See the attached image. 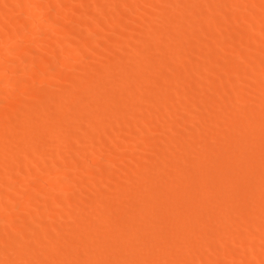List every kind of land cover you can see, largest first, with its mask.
<instances>
[{
    "label": "bare ground",
    "instance_id": "bare-ground-1",
    "mask_svg": "<svg viewBox=\"0 0 264 264\" xmlns=\"http://www.w3.org/2000/svg\"><path fill=\"white\" fill-rule=\"evenodd\" d=\"M6 1H8V0H6ZM16 1V0H15ZM26 1L27 0H25V3H26ZM48 1L49 0H46V3H48ZM70 2V1H72V0H56V4L55 3H51L50 5H53V4H55V8H57V7H60V6H66V4H67V2ZM80 1V0H79ZM91 2H92V0H90ZM102 1H104V0H102ZM102 1H101V3H102ZM113 2H112V4H110V5H112L111 7H113V9L112 10H115V12L113 11V13H112V11H111V21L113 22V21H115V22H118V21H120L121 20V17H123V15H122V13L120 12V10L118 9L117 10V6L115 5V3H117V1L116 0H112ZM160 1V3H162V7H164V5H163V0H127L126 1V4L124 3V0L123 1H121L125 6H126V8H129L130 10H131V8H134V11L131 13L132 15L130 16V20L128 19V21L129 22H127L125 25L123 24V27L121 26L122 24H121V22H120V27H121V29L123 28V31L125 30V32L127 33V32H130V33H132L131 32V30H133V29H135V28H137V26L139 27V28H141L142 27V25H141V21H143V20H147L146 22V24H147V28H148V30H146V31H148V34L147 35H149V36H147L146 37V40H143V38L145 39V37H143V34L141 33V31L140 30H138L137 32H135L134 31V33L135 34H137V38H140L141 40H143L144 41V44L142 43V46H140V44H136L135 45V47L133 48V50H132V55L130 56V57H128L127 59L126 58H124V64L120 67V66H117V67H119L118 69H117V71H116V73L118 72L119 74H121L122 76L124 75L125 76V74H127V72H129V74H130V72L132 71V72H134V74H135V72H136V70L138 71V70H140L141 71V69L142 68H144V72H143V74H141L139 77H134V78H137L136 79V86H137V88H139L138 89V96L136 95L135 96V98H138V99H135V100H133V97H130L131 99H129V98H127L128 96H126V97H123V99L124 98H127V99H129V100H122V105H121V101H120V99H119V97H118V99H117V101H116V98H115V101H116V105L114 104V103H112L111 102V105L113 104L116 108H114V110L112 111V109H111V107H108V108H110V110L112 111V114H111V116H113V119H115V117H116V122H112L110 125H109V127H105L102 123H104L103 121H102V123L100 122V125L98 124V126H99V128L98 127H96V126H94V125H90V126H88V125H86V124H88V122H86V120H85V117L87 116H90L91 117V115H88L90 112H86V110H83V115L79 118V119H77L76 117H77V115H75V120H76V122H78V121H80L81 120V118H82V120H84V122H86V124H85V126H83V124H81V125H79V122H78V125H75V124H77V123H74L73 122V118H70L69 120H72V122L73 123H70L71 125L72 124H74V125H70V127H73V128H75L74 126H76V128L79 130V133H78V131L76 130V132H77V134L74 136H72V134H73V132H72V134H71V130H70V127L69 126H67L68 124H69V122L67 121V119H68V117L66 118V116H67V112H68V108H69V105H70V107L72 108L75 104H74V98H75V95L74 94H71L70 95V92L68 91V96H66V101H65V103L62 105V107L59 109L58 108V112L56 113V115H58V116H60L59 118H62L61 120H64V119H66L65 121L66 122H68V124H66V125H62L61 127H60V129H58V130H55V129H50V130H46L45 129V133L46 134H43V135H40V134H38L37 132L39 131V130H37L36 132H35V135H36V133L38 134V138H36V136H35V139H36V141L38 142L39 141V139H41L42 141H44L47 137L49 138V139H53V140H57L56 142H53V140H52V142H49V141H47V142H49L50 143V145L47 143H45L46 144V150H47V148L49 147V151H47L46 153H45V155H44V160H43V163L42 164H39V165H37V164H34V163H32V161H31V163L29 164V165H27V166H22L23 168H25V170H24V172L23 171H21V173L23 172V173H27V174H29L28 175V177H27V182H24V181H26V180H24V181H15L14 179H15V175H17V173H18V171H20L19 169H18V166L16 165V166H14V164L12 165V163H11V166H10V168H11V170H10V175H8L7 177H8V179H7V177H6V182H8L7 184H8V187H5V191H6V189H7V192H5L2 188L0 189V240L2 241V243H0V264H15V259H18V258H20L21 260L23 259V264H35V261L37 260L38 262H39V264H46V263H41L40 262V260H39V257H40V255H42V253L44 254V253H46V254H48L49 255V257H50V255H51V259H52V257L53 256H56V257H58V259L57 260H54V257H53V260L54 261H52L50 264H68L69 263V261L71 260V258H73L72 256H76V255H74V254H72V251H70L69 253H68V251H67V249H66V251L64 250V248H65V245H66V237H67V235H68V237H69V226L72 224V220L73 221H75V223L73 224V226L75 227L76 225H78L79 223H80V221L82 220V219H80L81 218V216L82 215H79L78 213H77V210H79V209H82L83 207L81 206V204H79L78 202H77V198L78 197H76L80 192H82V193H84L85 191H86V189H85V191L83 192V191H81V189H82V186L86 183V184H88V183H90V185H93V184H95V186L97 187V191H98V194H100V195H102V198L100 199V200H98V201H96L95 203H93L91 206H89V208H86V209H88L87 211H89V210H91V213H92V216H90L89 217V215H88V217L89 218H84V220H82V222H81V226L79 225V227H81V228H77V229H80V238L79 239H77V240H80V241H78L79 242V244H78V242L75 240V238H76V236H75V238L74 237H72V239H74V241H76V244H78V246L79 245H81V246H83L84 248H85V252H84V254H82V255H84V257L83 258H81L82 259V261H83V263H82V261H81V263L82 264H100V262H99V255L101 254V253H103V252H105V254L107 253H110V252H114L113 254H117L120 258H121V260L119 261V262H117V260H119V259H115L114 257H113V259H114V263L113 264H145L146 262V264H149V263H153L152 261L153 260H150L151 259V257H153L154 259L157 257V259H159L160 261H161V257L163 258V256H162V254H163V251H165V250H167L166 248L168 247V246H170V247H168V249H169V255H167V251H165L164 253H166L165 254V256L164 257H166V255L167 256H169V260L168 259H166V260H168L169 261V263L168 264H190V262L189 261H191V259L193 258L192 257V252H194L195 253V251H192L191 252V250L194 248V246H193V244L194 243H192V239L194 240V235H193V238L191 239V235H189V233L190 234H192L191 232H192V230H190L191 232H189L188 230H186V229H188V228H186V229H184L183 230V228L184 227H186V226H191V223L194 221V218H195V220H196V217L199 215L200 216V214H197V213H199V210H200V208L202 207H200V205L201 204H199V206L198 205H195V204H197L198 202V200L196 201V203H195V201H192V199H190V198H192L193 196H191V197H187V196H190L188 193L192 190V186H193V184H196V182H197V180H196V182L195 183H193L192 185H190V182L188 183L187 182V184H189L188 186H187V188L189 187V190H190V188H191V190L190 191H188V195H185L184 193H180L181 191L182 192H185V190L184 189H182L183 188V186H179V187H181L179 190H178V192L175 190V188H173L176 192L175 193H177V194H179L178 196H180L181 194H184L183 196H181L179 199H181V200H177V198L178 197H176V201H173V200H175V199H173V197L176 195V194H174L173 195V197H172V194H173V189H172V186H173V183H174V180L175 179H177V177H178V175L177 174H175L171 169H175V167H181L182 165H184V167L185 168H187V170L186 171H188V172H190V169H192L193 171L195 170V165H199V164H202L203 162L205 163V162H207L208 161V156H212V155H208V153H205V152H201V149H198V148H196L198 145L200 146H208V144H211L212 143V141H213V134H214V132L215 131H217L218 132V128L220 129L221 127H222V125H221V119L223 118L224 119V117L225 116H228V112H230L231 110H234L235 112L236 111H239L240 112V115H242V117L243 116H245V114L247 113V111L248 110H246V107H245V102H243V100H241V99H239V100H236L237 98H235V101L232 103V104H228V102L226 101V106H223V105H225V104H223V105H220V108L221 109H216V107L214 106V108L215 109H213V106L211 107V104H212V102H211V96H208L210 99H208V98H205V99H203L202 101L204 102V103H202V101H201V99L199 100V103L201 102V105H196L197 107H196V109L194 108V107H192V109H194V110H191L192 112H194V113H192L190 110H189V108H187L186 107V109H188V111L189 112H191V113H185L184 114V112L183 113H181L180 111H179V109H182L181 111H184L183 109H184V107L185 106H187V104L188 103H192L193 101V99H195V96L198 94V92H200L201 90L204 92V90H206L207 91V89L211 86V83L213 84L210 88H211V90L213 91V93L211 94L212 96H213V94L215 95V96H217V97H215L214 96V98H213V100L215 99V101H217V99H218V96L219 95H216L217 93H219L220 94V97L221 98H223L222 97V94H224V95H226V94H229V92L228 91H230V92H235V91H237V92H240L241 93V91H244L246 88H249L250 86H249V84H247V83H245L244 81L243 82H241V81H232V79H230L229 80V78H225L224 76L223 77H221L222 75H226L228 72H229V74L230 73H233V71L234 70H236V71H238V73H240V69L243 67H241V65H240V61L243 63V59L247 62V64H248V62H250L251 63V65L250 64H248L250 67H252L253 66V69L252 68H250L249 70V72H251L252 73V76H254V77H259L258 78V80L255 78L253 81H256L257 82V86H256V89L260 92V93H262L263 95H264V55H262L263 53H264V40L261 38V34L264 32V17L263 16H261V17H258V19L257 18H255L256 16H259L260 14H258L259 12L257 11V9H256V7H258V9L259 10H261L259 7L261 6V7H264V0H260V1H253L252 2V4H251V2L249 3V7H248V9H247V6H248V4H247V6H246V8H242L243 7V4L245 5V3H248L249 1H247V2H244L242 5H240L242 2H241V0H240V3H239V1H237V0H204V3H203V5H201L200 7H197L195 10H192V15H195V16H197L198 17V15H200V17H201V15H203V14H206L207 16H208V22H207V24L204 26L203 24H201L200 22H198V23H193V25L191 26V28H189V29H191L192 30V32H193V34H191V36H190V34L189 35H187V33L185 32V31H182V34L181 35H179L178 33H177V36H176V31L174 32L172 29H174L175 30V28H172L173 26H172V22H171V20H169L168 22H167V19H170V18H172V16H167V17H170V18H166V21L164 22V24H165V28H160L159 29V26H160V24L157 22L158 20H155L154 18V21H153V19L151 18V17H149V15H150V12H148V13H146V7L148 6H154L155 4H157V6H160L161 7V4L160 3H158ZM167 1V0H166ZM185 2H186V0H184ZM184 1H183V3H184ZM202 2H203V0H201ZM1 2H3V0H1ZM9 2V1H8ZM17 2H20V1H17ZM28 2H31V3H33V5H34V7L32 6H30V5H32L31 3H30V5H29V7H31V8H34V9H32L33 10V12L31 13V15H32V19L29 21V22H31V23H29L28 24V22L26 23L25 21H22V22H25L26 24H27V27H24L22 24H19V25H21V32L19 33V32H16V26H15V24L14 25H11V26H15V27H13V34H14V36L16 37V39H18L19 41H21V40H28V38H29V40H31L32 39V41H34V38L33 37H31V35L32 36H37V34L41 31H43V30H40V29H42V28H40V27H37L36 26V22H37V20H38V18H41L42 17V15H44L43 14V10H44V7H46L47 5H45L44 4V2H43V0H41V1H37V0H33V2L32 1H27V3ZM169 2V1H168ZM188 2H189V0H188ZM50 3V2H49ZM48 3V4H49ZM71 3V2H70ZM69 3V4H70ZM87 4H88V2H86ZM97 2H95V4H96ZM98 3H99V1H98ZM107 3H109V2H107ZM120 3V2H119ZM170 3V2H169ZM168 3V4H169ZM183 3L181 4L180 3V0H173V4H175V6H176V4L179 6V4H181L180 5V7L183 5ZM200 3V2H199ZM221 3H225V4H223V5H225V6H227L226 7V9L224 10V15H223V13L221 12ZM5 4H7V3H5V2H3L2 3V5L1 6H3V5H5ZM9 4H10V2H9ZM13 3H11V5H12ZM81 4V3H80ZM186 4H188V3H186ZM14 5H16V7H18V9L20 8L19 6H21L22 4L21 3H19V5H17V4H14ZM26 5H28V4H26ZM92 5V4H91ZM91 5H89L90 7H91ZM100 5V4H99ZM119 5V4H118ZM185 5V4H184ZM197 6H198V4H196ZM221 5V6H220ZM239 5V6H238ZM252 5V6H251ZM68 6V5H67ZM73 6V5H72ZM75 6V5H74ZM74 6L72 7V8H74ZM87 6V5H86ZM92 6H94V4L92 5ZM98 6V5H97ZM104 6V5H103ZM103 6H99L97 9H96V16H95V19H94V22L93 23H91V24H86V23H84L81 27L79 26H77V27H75V28H77V33H79V34H86L88 37H89V39L87 40V41H85V43L84 42H82L84 45L82 46L81 45V43H80V45L82 46V48H79V50H71V51H69V48H68V50H65L64 49V47L62 48V49H64V52H62L61 50H60V48L58 49V51L61 53H63V56H62V59L60 60V65L62 66V67H66V66H70L71 65V63L73 62L74 64H75V62H76V60H78L79 61V59H83L84 58V55H86V53H85V49L87 50H89L90 48H91V46L93 47L94 46V44L96 45H99L98 44V42L97 43H94L95 42V40L92 42V37H93V39L95 38V36H97V37H99V35H101V37H105L106 36V33H107V31L109 30V29H107V27L109 28L110 26L109 25H107V23H105L107 26L105 27V26H103L102 25V23H101V21H103V20H101L102 18H106L107 20L110 18H107L105 15H106V11L107 10H105L104 8L105 7H103ZM120 6H122V5H120ZM173 5H171V7H172ZM240 6H242L241 7V9H242V11H244L245 13H247V14H245L244 12V14H242V11L240 10V8H238V7H240ZM8 7V6H7ZM48 7V6H47ZM88 7V6H87ZM107 7H109V6H107ZM110 7V8H111ZM147 7V8H148ZM155 7L156 6H154V8L153 9H155ZM161 7V8H162ZM170 7V6H169ZM177 7V6H176ZM3 8V7H2ZM5 8V7H4ZM4 8H3V10L0 12V27H3L4 26V20H7V19H11L12 18V15L11 14H9V11H4ZM25 8V7H24ZM27 8V7H26ZM52 8H53V6H52ZM93 8V7H92ZM110 8H108V11L110 12ZM124 8V7H123ZM150 8V7H149ZM148 8V9H149ZM158 8V7H157ZM184 8H186L185 6H184ZM240 10H238V9ZM250 8V9H249ZM1 9V8H0ZM17 9V8H16ZM20 9H22V8H20ZM19 9V10H20ZM46 9V8H45ZM60 9H61V7H60ZM64 9H65V7H64ZM85 9V8H84ZM87 9V8H86ZM164 9V8H163ZM173 9V8H172ZM172 9H170V10H172ZM235 9L236 10H238L239 12H241L240 13V15H242V18H241V20L242 19H245L244 21L247 23V21H248V23L247 24H245V22H242V21H240V17L241 16H238L239 15V13L238 12H236L235 11ZM264 9V8H263ZM12 10V9H11ZM18 10V11H19ZM26 10V9H25ZM31 9H29V11H30ZM31 10V11H32ZM66 10V9H65ZM74 10H75V13H76V11L77 10H80V7L77 9V8H75V9H73V12H74ZM88 10V9H87ZM92 10V9H91ZM121 10H122V8H121ZM124 10H125V8H124ZM151 10V9H150ZM155 10H158V9H155ZM183 10V9H182ZM232 12H231V11ZM245 10H247V11H245ZM14 11V10H13ZM55 11H57V9L55 10ZM67 11V10H66ZM80 11H82V10H80ZM107 11V12H108ZM126 11V10H125ZM127 11H129V10H127ZM144 11H145V13L146 14H148V15H146L145 13H144ZM248 11H250L249 13H248ZM45 12V11H44ZM62 12V11H61ZM79 12V11H78ZM86 12V11H85ZM84 12V13H85ZM93 12V11H92ZM153 12V11H152ZM157 12H160V11H157ZM156 12V13H157ZM162 12V11H161ZM160 12V13H161ZM166 12L167 13H169L168 12V10H166ZM179 12V11H178ZM188 12V11H187ZM237 13L236 14V18L235 19H233V20H236L237 21V19H239L238 21L240 22H238V24L239 25H241V26H239V25H237V29H239V27H240V29H239V35L241 36H239L240 37V39H238V40H240L239 41V44H238V46L240 47V48H236L237 50H240L241 51V49H243L244 51H246V50H249L250 48H252V49H255V51L253 50L252 52H256V50L259 52V51H261L260 52V55L259 56H255V54H250V55H247V56H243L241 59L242 60H240V59H238V57L236 58H231L230 56H229V58H227V56H226V53H227V55H229L231 52H229V54H228V51H226L225 52V49L226 50H228L229 48H227L228 46H227V40H228V38H226L227 36H226V33H228L227 31H229V32H231L230 31V29L228 30L227 28L225 29V27L224 26H226L227 24H228V21L229 20H227V19H231V18H233L234 16V14H232V13ZM257 12V13H256ZM263 12H264V10H263ZM17 13V12H16ZM19 13V12H18ZM25 14H26V12H24ZM57 14H59V8H58V11L56 12ZM69 13V12H68ZM94 13H95V11H94ZM125 13V12H124ZM129 13V12H128ZM164 13V15H167V13L165 14V11L163 12ZM172 13V12H171ZM180 13H182L181 11H180ZM179 13V15H182V14H180ZM186 13V12H185ZM229 13H231L232 14V16H231V18H229L230 17V14ZM262 13V12H261ZM21 14H23V13H21ZM21 14H19L20 16H21ZM66 14V13H65ZM87 14H88V12H87ZM154 14H155V12H154ZM256 14V16H254V15ZM27 15V14H26ZM54 15V14H53ZM62 16H63V14H61ZM71 15V14H70ZM102 15H104L103 17H102ZM148 17H146V16ZM170 15V14H169ZM176 15V14H175ZM175 15H174V17H175ZM178 14H177V16H179ZM187 14H185V16H186ZM222 15V16H221ZM48 16H50L48 19H52V20H50L49 22H50V24L51 25H53V22L55 21L57 24H59L57 21H56V19H55V15L54 16H52V14H48ZM62 16H60V17H62ZM68 16H69V14H68ZM85 16V15H84ZM94 16V15H93ZM159 16H161L162 17V15H159ZM176 16V17H177ZM58 17V16H57ZM89 17V16H88ZM125 17H127V15L125 16ZM156 17V16H155ZM166 17V16H165ZM172 18V19H174L173 21H175L176 19V17L175 18ZM182 17H184L183 15L181 16V18L180 19H182ZM196 17V18H197ZM204 17V16H203ZM253 17V18H252ZM21 18H23L24 19V16L22 15V17ZM43 18V17H42ZM62 18H64V19H66L65 18V16L64 17H62ZM91 18V17H90ZM89 18V19H90ZM164 18V17H163ZM162 18V19H163ZM187 18V17H186ZM185 18V19H186ZM205 18H206V16H205ZM256 19V20H258L257 22H256V24L254 23V22H252V20L253 19ZM261 18V20H259ZM262 18H263V20H262ZM26 19V18H25ZM53 19H55L54 21H53ZM58 19V18H57ZM64 19L63 20H60V21H64ZM68 19V18H67ZM66 19V20H67ZM87 19V18H86ZM105 19V20H106ZM201 19V18H200ZM27 20V19H26ZM88 20V19H87ZM123 20V19H122ZM165 20V19H164ZM233 20H230L229 22H233L234 23V21ZM12 21V20H11ZM18 21L19 22H17V21H14V19H13V21L12 22H17V23H20V20L18 19ZM39 21V20H38ZM53 21V22H52ZM69 21V20H68ZM124 21V20H123ZM145 21H143V23H145ZM160 21V20H159ZM161 21H163V20H161ZM178 21H179V17H178ZM178 21H176V23L178 22ZM181 21V20H180ZM184 20L182 19V21L181 22H183ZM188 21V20H187ZM186 21V22H187ZM235 21V22H236ZM6 22V21H5ZM10 21H7V23L8 24H10L9 23ZM52 22V23H51ZM54 22V23H55ZM66 22V21H65ZM64 22V23H65ZM86 22V21H85ZM91 22V21H90ZM104 22V21H103ZM125 22V21H124ZM227 22V23H226ZM242 22V23H241ZM38 23V22H37ZM55 23V24H56ZM109 23V22H108ZM130 23V24H129ZM172 23V24H171ZM237 23V22H236ZM252 23H254L255 25H254V27H253V25H251ZM3 24V25H2ZM12 24V23H11ZM24 24V23H23ZM25 24V25H26ZM39 24V23H38ZM128 24V25H127ZM140 24V25H139ZM159 24V25H158ZM226 24V25H225ZM2 25V26H1ZM50 25V26H51ZM117 25V24H116ZM127 25V26H126ZM144 25V24H143ZM181 26H182V24H180ZM184 25V24H183ZM186 25V24H185ZM208 25V26H207ZM24 28H27V30L26 31H23L24 29H23V27ZM65 26H67V25H65ZM64 26V27H65ZM69 26V25H68ZM141 26V27H140ZM250 28L251 27V30L254 32L253 34L252 33H250L249 31H248V27ZM52 27V26H51ZM53 27H54V25H53ZM52 27V28H53ZM145 27V26H144ZM144 27H142V28H144ZM162 27H164L163 25H162ZM185 27V26H184ZM183 27V28H184ZM187 28H185V29H188V26H186ZM14 28H15V30H14ZM40 28V29H39ZM52 28L51 29H49L50 31H49V36L52 38V34H51V32L54 30V28H53V30H52ZM65 28H67V27H65ZM125 28V29H124ZM182 28V27H181ZM180 28V30H182ZM229 28V27H228ZM252 28H254L255 29V31L252 29ZM64 29V28H63ZM73 29V28H72ZM129 29H130V31H129ZM176 29H178V28H176ZM52 30V31H51ZM66 30V29H65ZM68 30H70L69 28L67 29V32H68ZM117 30H119V29H117ZM142 30V29H141ZM145 30V29H144ZM250 30V31H251ZM5 31H7V29L5 30ZM19 31V30H18ZM23 31V32H22ZM56 31V30H55ZM54 31V33L53 34H55L56 32ZM123 31H122V34H123ZM140 31V32H139ZM187 31V30H186ZM236 31V30H235ZM234 31V32H235ZM44 32V31H43ZM48 31L46 30V32H45V34L47 33ZM57 32H59L58 30H57ZM110 32H112L111 30L109 31V33ZM181 32V31H180ZM190 32V31H189ZM237 32H238V30H237ZM5 33V32H4ZM30 33V34H29ZM63 33V32H62ZM115 33H116V31H115ZM121 33V32H120ZM57 34V33H56ZM56 34H55V36H56ZM64 34H66V32H64ZM69 34V33H68ZM119 34V33H118ZM129 34V33H128ZM145 34V33H144ZM233 34V32H231V35ZM48 34H46V36H47ZM63 35V34H62ZM92 35V36H91ZM113 35V34H112ZM228 35V37H229V33L227 34ZM231 35H230V37H231ZM264 35V34H263ZM48 36V37H49ZM54 36V35H53ZM55 36L53 37L54 38V40L53 41H56L55 40ZM114 36H120V34L119 35H114ZM208 36H212L213 38H214V41L216 40V41H218L217 43H216V45H212L213 47L210 49V51L208 50V51H206V48H205V38L207 39V37ZM233 36H234V34H233ZM7 37V36H6ZM6 37H4V38H6ZM50 37H49V39H50ZM58 37H59V35H58ZM64 37V36H63ZM96 37V38H97ZM124 37V36H123ZM129 37H130V35H129ZM52 38V39H53ZM57 38V37H56ZM119 37H117V39H118ZM122 38V37H121ZM209 38V37H208ZM233 38V37H232ZM232 38H230V39H232ZM9 39V38H8ZM48 39V38H47ZM60 39H62V38H60ZM98 39H100V37L98 38ZM116 39V40H117ZM134 39V38H133ZM226 39V43H223L224 42V40ZM63 40V39H62ZM120 40V39H119ZM125 40H126V37H125ZM212 40V39H211ZM263 40V41H262ZM4 43V39H3V36H0V43H2V42ZM6 41V40H5ZM59 40H57V42H58ZM96 41H97V39H96ZM118 41V40H117ZM177 41V42H176ZM213 41V40H212ZM49 42V41H48ZM115 42V41H114ZM122 42V41H121ZM126 42H129V40L127 39V41ZM241 42V43H240ZM178 43H179V45H178ZM214 43V42H213ZM212 43V44H213ZM235 43V42H234ZM60 44V43H59ZM109 44V43H108ZM129 44V43H128ZM208 44H210V42L208 43ZM230 44V43H229ZM233 44V43H232ZM237 44V43H236ZM51 45V44H50ZM58 45V44H57ZM94 46V47H99V46ZM113 45H114V43H113ZM130 45H132L131 43H130ZM61 46H63V45H60V47ZM104 46V45H103ZM121 46V45H120ZM124 46V45H123ZM128 46V45H127ZM233 46V45H232ZM237 46V47H238ZM246 46H248L247 47V49H246ZM59 47V46H58ZM101 47H102V45H101ZM114 47V46H113ZM210 47V46H209ZM244 47V48H243ZM250 47V48H249ZM52 48H54V46H52L51 47V49ZM128 48V47H127ZM130 48V47H129ZM147 48H148V53L150 54V57H146L145 58V56H144V52H146L147 51ZM249 48V49H248ZM15 49V48H14ZM49 49V48H48ZM51 49H49V50H51ZM56 46H55V48L53 49V51H55L56 52ZM72 49V48H71ZM75 49V48H74ZM76 49H78V48H76ZM93 49H95V48H93ZM116 49V48H115ZM114 49V50H115ZM185 49H187V50H189V49H191V50H193L194 51V53L196 52V57L194 56V59L196 58V60L195 61H193L194 59H193V57H191V59H193V60H190V58H189V61H191L189 64L191 65L189 68H188V70H186L187 68H185V70H183V68H181L182 70H181V73H179L178 72V70H177V72H176V70L175 69H177V68H175V67H177V66H179V64H180V67H182V64H183V62H184V60H185V58H183L184 56H182L181 54H180V52L182 51L183 52V50H185ZM208 49V48H207ZM10 50H12V49H10ZM46 50V49H45ZM92 49H90V51H91ZM98 50V49H97ZM117 50V49H116ZM118 50H119V48H118ZM125 50H126V48H125ZM186 50V51H187ZM231 50V49H230ZM229 50V51H230ZM13 51V50H12ZM11 51V52H12ZM47 51V50H46ZM94 51V50H93ZM142 51H143V55L141 56V54H142ZM160 52V51H162V52H164V54H166V52H167V54H166V56L168 55L169 57H171L172 59L171 60H166V57H162V58H159L158 56H156V52ZM45 51L43 50V52L42 53H44ZM52 52V51H51ZM98 52H99V50H98ZM97 52V53H98ZM127 52V51H126ZM181 52V53H182ZM263 52V53H262ZM42 53H41V55H42ZM108 53H109V51H108ZM119 53V52H118ZM128 53V52H127ZM126 53V54H127ZM130 53V52H129ZM130 53V54H131ZM147 53V52H146ZM184 53H186V55L185 56H187L188 55V53H189V57H190V55L192 56V54H194L193 52L191 53L190 51H188V52H184ZM191 53V54H190ZM247 53V52H246ZM2 54V53H1ZM9 54V51L7 50L6 51V53H5V51H3V57H1V59H0V80L3 82H5V75H4V71L6 70V68L9 70V68L7 67V58H9V57H7V55ZM10 54H12V53H10ZM45 54H46V52H45ZM100 54V53H99ZM111 54H113V53H111ZM151 54H153V55H151ZM180 54V55H179ZM197 54H199V57L201 58V59H198L199 57H198V55ZM22 55V54H21ZM36 55V54H35ZM60 55V54H59ZM129 54H127L126 56H128ZM163 55V54H162ZM211 55H219V56H225L224 57V59H220L219 61L218 60H216V61H211V62H209V59L207 60L206 59V57H210ZM233 55V54H232ZM231 55V56H232ZM238 55H240V54H238ZM25 57L27 56V54L26 55H24ZM89 56V55H88ZM114 56V55H113ZM116 56V55H115ZM119 56V55H118ZM143 56H144V58H143ZM149 56V55H148ZM221 56V58H223ZM255 56V57H254ZM262 56V57H261ZM21 58H23V60L25 61L26 60V58L28 57H22V56H20ZM60 57V56H59ZM87 57V56H86ZM106 57V56H105ZM214 57V56H213ZM260 57V58H259ZM25 58V59H24ZM34 58V57H33ZM32 58V59H33ZM257 58H258V60H257ZM38 59H40V57H38ZM42 59V58H41ZM56 59H57V57H56ZM56 59H55V61H56ZM110 59V58H109ZM10 58H9V62H10ZM42 60H44V59H42ZM54 60V59H53ZM59 60V58L57 59V61ZM80 60V61H81ZM120 60H121V58H120ZM127 60H128V63H127ZM211 60V59H210ZM254 60L256 61V63L254 62ZM30 61V60H29ZM75 61V62H74ZM114 61V60H113ZM186 61H187V58H186ZM193 61V62H192ZM244 61V62H245ZM52 62V61H51ZM49 63H50V61H49ZM53 63V62H52ZM57 63V62H56ZM116 63V62H115ZM182 63V64H181ZM186 64H187V62H185ZM252 63H255V64H252ZM47 64H48V62H47ZM100 64V63H99ZM109 64V63H108ZM185 64V66L184 67H186L187 65ZM50 65V64H49ZM49 65H47L48 67H49ZM73 65V64H72ZM77 65V64H76ZM98 65V64H97ZM119 65V64H118ZM53 66H55V65H53ZM56 66H58V65H56ZM245 66V65H244ZM255 66H256V68L258 69H256L255 68ZM70 67H72V66H70ZM90 67V66H89ZM108 68H109V66H107ZM115 67V66H114ZM113 67V68H114ZM170 67V69H171V67L173 68V70H175V71H173V74H170V75H167V73H169V71L170 70H168V68ZM188 67V66H187ZM11 68V67H10ZM51 68H52V66H51ZM60 68V67H59ZM67 68H69V67H67ZM86 68V67H85ZM106 68V67H105ZM240 68V69H239ZM247 68H248V66H247ZM64 69V68H63ZM107 69V68H106ZM111 69V68H110ZM179 69V68H178ZM244 69H246V68H244ZM243 68L241 69L242 70V76L243 75H245V74H243V71H245ZM13 70V69H12ZM52 70V69H51ZM61 70H62V68H61ZM97 70V69H96ZM95 70V72L91 75V77L88 79V77L86 78V79H84L83 81L81 80H79L80 82V90H82V93L83 92H88V94L90 93V94H92L93 92L95 93V91H93L94 89H96L99 85L98 84H100V85H102V81L104 80V77L102 76V75H104V74H102L101 72H100V70H97L96 71ZM167 70H168V72H167ZM251 70H254V71H257V72H260L259 74H260V76L259 75H257V72L254 74L253 73V71H251ZM29 71H31V70H29ZM49 71V70H48ZM113 71V70H112ZM139 71V72H140ZM182 71H183V73H182ZM223 71V72H222ZM227 71V72H226ZM34 72H38V70L36 71H34ZM59 72H60V70H59ZM84 72V71H83ZM103 72H104V68H103ZM132 72H131V74H132ZM171 72V71H170ZM213 72H215V74L217 73L218 75L220 74H222L221 76L219 75L218 77H219V79L217 78V81L214 79L213 81L210 79L209 80V78L211 77V75H215V74H212ZM226 74H225V73ZM235 72V71H234ZM40 73V71L38 72V73H33V75L31 76L32 78H34V80H36V79H38V77H39V75H37V74H39ZM57 73H58V71H57ZM104 73H106V72H104ZM172 73V72H171ZM235 73H237V72H235ZM246 73H247V71H246ZM41 75L43 74V72H41L40 73ZM45 74V73H44ZM51 74V73H50ZM59 74V73H58ZM86 74V73H85ZM100 74H101V76H100ZM110 74H111V72H110ZM115 74V73H114ZM211 74V75H210ZM216 74V75H217ZM47 75V74H46ZM52 75H54V72L52 73ZM198 75V76H197ZM234 75V74H233ZM233 75L231 74V76L233 77ZM77 76V75H76ZM110 76V75H109ZM128 76H130V75H128ZM128 76H127V78H128ZM137 76V75H136ZM200 76V78L202 79V77L201 76H204V78H205V76H210V77H208L207 79H204V80H199L198 79V77ZM240 76V75H239ZM248 76H249V74H248ZM251 76V75H250ZM30 77V78H31ZM43 77V76H42ZM51 76H49V75H47V77H45V75H44V77L43 78H46V81H47V83H49L48 81H51L52 79L50 78ZM111 77V76H110ZM115 77V76H114ZM119 77V76H118ZM221 77V78H220ZM226 77H227V75H226ZM254 77H251V79H253ZM53 78V77H52ZM56 78V77H55ZM68 78V77H67ZM83 78H85V77H83ZM106 78H107V74H106ZM113 78V77H112ZM116 78H117V75H116ZM130 78V77H129ZM216 78V77H215ZM231 78V77H230ZM234 78V77H233ZM237 78V77H236ZM240 78V77H239ZM238 78V79H239ZM241 78H244L245 79V77H241ZM13 80H15V78H12ZM41 79V78H40ZM57 79H59L58 77H57ZM119 80H120V78H118ZM131 79V78H130ZM248 79L250 80V77H248ZM247 79V80H248ZM11 80V79H10ZM10 80H8V81H10ZM12 80V81H13ZM18 80V79H17ZM21 80V79H20ZM44 80V79H43ZM109 80V79H108ZM108 80H107V82H108ZM110 80H111V78H110ZM114 80V79H113ZM121 80H123L122 82H119L118 81V83L115 85L118 89H116V90H120L121 89V87H123L122 89H124L125 88V85H127V89L129 88V85L131 84V82L130 81H128L127 80V82H126V80H125V78L123 79H121ZM125 80V81H124ZM133 80V76H132V79H131V81ZM219 80V81H218ZM225 82H224V81ZM7 81V80H6ZM19 81V80H18ZM37 81V80H36ZM45 81V80H44ZM45 81V82H46ZM56 81V80H55ZM112 81V80H111ZM116 81V80H115ZM210 81H212V82H210ZM216 81V82H215ZM227 81V82H226ZM252 81V80H251ZM3 82V83H4ZM52 82H54V80H52ZM82 82V83H81ZM104 82V81H103ZM249 82V81H248ZM255 82V83H256ZM14 83V82H13ZM26 83H27V81H26ZM78 83V82H77ZM113 82H111V83H109V84H112ZM25 84V83H24ZM73 84V83H72ZM115 84V83H114ZM133 84V83H132ZM2 85V84H1ZM14 85H17L18 86V84L17 83H14ZM251 85V84H250ZM16 86V87H17ZM20 87H22L21 85H19ZM68 86V85H67ZM77 86V85H76ZM105 87V89H106V84L104 85ZM112 86L113 85H111V86H109L108 85V91L107 90H105V91H107V92H111L110 91V88H112ZM130 86H132V85H130ZM78 87V86H77ZM103 87V85L101 86V88ZM114 87V86H113ZM116 87H114V88H116ZM215 89H214V88ZM19 88V87H18ZM79 88V87H78ZM104 88H102L101 89V91H103L104 92ZM209 88V89H210ZM251 88V87H250ZM113 89V88H112ZM126 89V90H127ZM134 89V88H133ZM214 89V90H213ZM252 89H253V87H252ZM15 90V89H14ZM70 90H72V89H70ZM115 90V89H114ZM116 90L114 91V93L116 92ZM134 90H136V88L134 89ZM211 90H208V91H210L211 92ZM254 90V89H253ZM256 90V91H257ZM66 91H67V89H66ZM77 91V90H76ZM98 91V90H97ZM100 91V90H99ZM121 91V94H122V90H120ZM124 91V90H123ZM215 91V92H214ZM252 91V90H251ZM250 91V92H251ZM255 91V92H256ZM106 92V93H107ZM125 92V91H124ZM136 92L137 91H135L134 93L136 94ZM151 92H153V93H155V95L154 96H156L157 98L155 99V97L153 98V96H152V94H151ZM225 92V93H224ZM249 92V93H250ZM47 93V92H46ZM60 93V92H59ZM65 93V92H64ZM105 93V92H104ZM109 93H107V94H109ZM128 93H131V91L130 92H128ZM127 93V91H126V94H128ZM88 94L86 95V98L85 99H88L87 98V96H88ZM89 94V95H90ZM98 94V93H97ZM101 94H102V92H101ZM101 94H98V95H101ZM118 94V93H117ZM116 94V95H117ZM120 94V93H119ZM209 94V93H208ZM13 95V94H12ZM12 95H10L9 96V98H13V96ZM94 95V94H93ZM98 95H96L95 97H93V98H90V96H89V98L92 100H94L95 98H96V101L97 100H99V99H97V96ZM111 95V94H110ZM124 95V94H123ZM129 95V94H128ZM131 95V94H130ZM198 95H200V94H198ZM202 95V94H201ZM223 95V96H224ZM233 95H234V93H233ZM247 95V94H246ZM58 96V95H57ZM82 96V95H81ZM85 96V95H84ZM105 96V95H104ZM108 96V95H107ZM106 96V97H107ZM121 96V95H120ZM132 96V95H131ZM228 96V95H227ZM229 96H231V95H229ZM228 96V97H229ZM243 96V95H242ZM259 96V95H258ZM7 97V96H6ZM44 97V96H43ZM51 97V96H50ZM50 97H49V99H50ZM98 97H100V96H98ZM103 97V94H102V96H101V98ZM109 97V96H108ZM116 97V96H115ZM207 97V96H206ZM219 97V98H220ZM235 97V96H234ZM253 97H254V95H253ZM111 98H112V96H111ZM113 98H114V95H113ZM112 98V99H113ZM139 98H141L142 100L143 99H145L144 101H146V104H144V105H142L140 102H138V100H139ZM239 98V97H238ZM255 98H257V96H255ZM2 99V98H1ZM8 99V98H7ZM58 99V98H57ZM78 99H79V96H78ZM103 99V98H102ZM208 99V100H207ZM232 99V98H231ZM234 99V98H233ZM15 100V99H14ZM91 100L89 101V99H88V101L87 102H91ZM106 100H107V98H106ZM105 100V101H106ZM109 100H111V99H109ZM108 100V101H109ZM205 100V101H204ZM222 100H224V99H222ZM230 100V99H229ZM248 100H249V98H248ZM252 100V99H251ZM16 101V100H15ZM39 101H40V99H39ZM61 101V100H60ZM62 101H64V98H63V100ZM104 101V100H103ZM108 101H106V102H108ZM130 101H133V102H135L134 104H133V102L131 103V105H129V102ZM144 101H142V103H144ZM190 101H192V102H190ZM215 101H213V103L215 102ZM246 101V100H245ZM255 101V100H254ZM1 102V101H0ZM76 102V101H75ZM85 103V104H88V103ZM106 102H105V104H106ZM110 102V101H109ZM196 102V101H195ZM209 102H210V104H209ZM224 102V101H223ZM230 102H232V100L230 101ZM252 102V101H251ZM257 102V101H256ZM1 103H3V102H1ZM13 103V102H12ZM17 103V102H16ZM50 103V102H49ZM93 103L94 102H92V105L90 104V106H91V111H93V110H95L94 109V105H93ZM99 103H103V102H101V100H99ZM140 103V104H139ZM197 103V102H196ZM195 103V104H196ZM225 103V102H224ZM249 103H250V101L248 102V105H249ZM264 103V102H263ZM28 104H30V103H28ZM59 104V103H58ZM74 104V105H73ZM83 103L81 102V105H82ZM108 105H109V103H107ZM220 104V103H219ZM258 104H260L259 102H258ZM24 105H27V104H24ZM30 105H32V104H30ZM41 105V104H40ZM53 105V104H52ZM99 105V104H98ZM210 105V106H209ZM228 105L230 106V107H228ZM247 105V104H246ZM262 105V104H261ZM261 105H259V106H261ZM37 106V105H36ZM54 107H55V105H53ZM83 106H84V104H83ZM88 106V105H87ZM86 106V107H87ZM94 106V107H93ZM101 106V105H100ZM102 106H104L103 104H102ZM124 106V107H123ZM207 106H209L208 108H206ZM3 107V106H2ZM28 107V106H27ZM51 107V106H50ZM80 107V109L82 108V106H79ZM79 107H78V110H79ZM85 107V106H84ZM85 107V108H86ZM97 107V106H96ZM105 107V106H104ZM210 107H211V109H210ZM224 107V108H223ZM249 107L251 108V106L249 105ZM4 108V107H3ZM47 108V107H46ZM70 108V109H71ZM74 108V107H73ZM92 108H93V110H92ZM99 108V107H98ZM101 108H103V107H101ZM30 109V108H29ZM28 109V110H29ZM42 109V108H41ZM51 109V108H50ZM54 109H56V108H54ZM87 109V108H86ZM88 109H89V107H88ZM87 109V110H88ZM82 110V109H81ZM97 110V109H96ZM102 110V109H101ZM100 110V111H101ZM212 110H214L213 112H212V114L211 115H208L207 117H206V113H209L208 111H212ZM261 110V112H262V109H260ZM54 111V110H53ZM89 111V110H88ZM99 110H97V112H98ZM100 111H99V115L98 114H96V115H98V118L101 120V118H100ZM108 111V110H107ZM30 112V111H29ZM79 112V111H78ZM85 112H86V116H85ZM104 112H106L105 110H104ZM47 113H49V112H47ZM52 113V112H51ZM59 113V114H58ZM71 113H73V112H71ZM80 113V112H79ZM78 113V114H79ZM82 113V112H81ZM94 114H95V112H93ZM69 114H70V111H69ZM76 114H77V112H76ZM120 114L122 115V117H120ZM256 114V113H255ZM261 114V113H260ZM2 115V114H1ZM105 115V114H104ZM109 114H107V116H108ZM162 115V117L164 118H161V119H163V121H167L166 122V129H165V131H164V133H166V134H163L164 135V140L162 141V143H161V147H159L158 146V148H160V151L158 152V154H157V157H156V161H155V165H156V169H157V172H154V173H156L155 175H154V177H153V179H152V181H153V183L156 185V183H159V185H160V182H161V184H162V187H161V189H160V187L158 186V189H157V191H155L154 192V190H153V192H151V193H148V195L147 196H143L142 194H146V192H144L145 191V189H144V193H142V190H141V188L143 187V185L144 184H146V180L142 177V175H140V173L138 172V169L137 168H141L142 166L143 167H145L144 165H145V163H146V160H147V158L146 157H143V156H140L139 154H140V152H139V154L138 153H132L130 150L132 149V148H129L130 150V152L131 153H128V154H130V156L129 155H127V153H124L123 152V143H121V142H119V140H120V138L121 139H124L125 138V136H127V135H130V136H127L128 138H130L129 140H132V141H139V139L143 136L144 137V143H146V136H147V138L149 137V132L152 130V128L154 127H156L157 129H158V126H156L159 122H158V118H160V116ZM236 115V114H235ZM252 115H254V113L252 114ZM15 116V115H14ZM48 116H49V114H48ZM48 116H46V117H48ZM53 116L55 117V113L53 114ZM73 116V115H72ZM231 116V115H230ZM262 116V115H261ZM8 117V116H7ZM35 117V116H34ZM86 117V118H87ZM93 117H95V116H93ZM101 117L104 119L105 118V116H102L101 115ZM109 117V116H108ZM118 117H119V119H118ZM155 117V119H153ZM246 117V119L247 118H249V117H247V116H245ZM245 117H243L244 119H245ZM15 118V117H14ZM14 118H7L8 119V122H14L15 121V119ZM27 118V117H26ZM38 118H40V117H38ZM41 118H43V117H41ZM40 118V119H41ZM50 118H53V117H51L50 116ZM56 118H57V116H56ZM96 118H97V116H96ZM96 118H92L91 117V120H89V121H91V124H92V122L95 124V122H98L97 120L94 122V121H92V119H96ZM107 118V117H106ZM193 118H196L199 122H201L202 120L201 119H209L210 118V122H212L211 123V126L212 125H214V126H212V128L211 129H209V131H208V136H209V138H207V136L206 135H199V136H190V135H188V133H189V131H188V133H187V135L186 136H184L183 134H182V132H180L179 131V129L178 128H180V127H182L181 129H183V128H190L191 126H192V124H194L193 123ZM231 117H229V119H230ZM235 118V117H234ZM110 118H108V120H109ZM159 120V121H162V120ZM195 119V120H196ZM208 119H207V121H208ZM228 119V120H229ZM255 119V118H254ZM20 120V119H19ZM26 120V119H25ZM52 120V119H51ZM57 120V119H56ZM56 120L54 119V121L56 122ZM105 120V119H104ZM194 120V121H195ZM226 120V119H225ZM242 120V119H241ZM49 121V120H48ZM53 121V122H54ZM110 121H112V120H110ZM163 121H162V123L160 122V126L163 124ZM230 121H232V119L230 120ZM236 122H237V120H235ZM246 121H248V119L246 120ZM251 121V120H250ZM262 121H264L263 119H262ZM20 122V121H19ZM33 122H35V121H33ZM41 122H43V125L45 124V122L44 121H38L37 123H40L41 124ZM49 122H51V121H49ZM53 122H51V123H53ZM58 122V121H57ZM63 122V121H62ZM80 122H82V121H80ZM109 122V121H108ZM195 122H197V121H195ZM222 122H223V120H222ZM235 122V123H236ZM249 122V121H248ZM254 122V121H253ZM258 122V121H257ZM23 123H24V126H27V127H34V128H36L35 126H32V123L31 122H29V121H23ZM202 123V122H201ZM40 124H38V126L40 125ZM65 124V123H64ZM97 124V123H96ZM228 124V123H227ZM226 124V125H227ZM230 124H232L231 122H230ZM248 124H252L251 122L250 123H248ZM247 124V125H248ZM257 124V123H256ZM260 124H261V121L259 122V125H257V128L256 129H259V128H261L260 127ZM23 125V124H22ZM22 125H20V126H22ZM49 125V124H48ZM195 125H197V123H195ZM210 125V124H209ZM225 125V126H226ZM232 125H234V124H232ZM237 125V124H236ZM254 125V128L256 127L255 126V124H253ZM264 125V124H263ZM4 126V125H3ZM3 126H0V134H3V135H5V128L3 127ZM19 126V125H18ZM24 126H22V129L24 128ZM51 127H52V125H50ZM67 126V127H66ZM205 127L206 128V126L204 125V124H202V126L201 127ZM44 128H45V126H43ZM54 128H55V126H53ZM163 127H165L164 126V124H163ZM195 127V126H194ZM203 127V128H204ZM208 127V126H207ZM235 127V126H234ZM245 125H244V122L242 121V124L240 125V128H236V129H239V131H241V132H244V130H246L245 129ZM34 128H33V130H34ZM42 128V126L40 125V127H37V129H41ZM43 128V129H44ZM160 128H162V126L160 127ZM192 128V127H191ZM197 128H198V126H197ZM202 128V129H203ZM205 128H204V131H205ZM226 128V127H225ZM229 128V127H228ZM232 128V127H231ZM247 128V127H246ZM12 129V128H11ZM15 129V128H14ZM25 129V128H24ZM163 129V128H162ZM196 129V128H195ZM198 129H200V128H198ZM262 129V128H261ZM261 129H260V131H261ZM8 130V129H7ZM28 130L29 129H27V130H25V131H27L28 132ZM31 130V132L33 131L32 129H30ZM156 130V129H155ZM161 130V129H160ZM249 130H250V128H249ZM16 131H18V130H16ZM15 131V132H16ZM23 131V130H22ZM21 130H20V133L22 132ZM24 131V133L22 134L23 136H24V134L26 133ZM55 131V132H54ZM58 131V132H57ZM153 131H154V129H153ZM185 131V130H184ZM222 132H224L223 130H221ZM230 131V130H229ZM238 131V130H237ZM258 131V130H257ZM257 131H254L253 130V133H254V135H257ZM259 131V132H260ZM40 132V131H39ZM74 132H75V130H74ZM152 132V131H151ZM161 132V131H160ZM201 132V131H200ZM205 132H207V131H205ZM220 132V131H219ZM218 132V133H219ZM240 132V133H241ZM262 132H264V131H262ZM8 133V132H7ZM10 133V132H9ZM29 133H30V131H29ZM32 133H34V131L32 132ZM43 133V132H42ZM125 133H127V134H125ZM153 133V132H152ZM152 133H150V135L152 134ZM216 133V132H215ZM228 133V132H227ZM245 133V132H244ZM243 133V134H244ZM252 133V134H253ZM17 134H19V133H17ZM20 134V135H21ZM28 136V138L29 139H31L33 136H34V134H32L31 135V133H30V135L28 134V133H26ZM161 134V133H160ZM190 134V133H189ZM193 134V133H192ZM205 134H207V133H205ZM229 134V133H228ZM233 134H235V132H233ZM142 135V136H141ZM223 135V134H222ZM232 135V134H231ZM230 135V136H231ZM240 135V134H239ZM238 135V136H239ZM249 135V134H248ZM261 135V134H260ZM264 134H262V136H263ZM11 136V135H10ZM13 136V135H12ZM16 136V135H15ZM30 136H32L31 138H30ZM41 136V137H40ZM54 136H56L57 137V139H54L53 137ZM70 136H72V138L74 137L75 138V140H76V143H78V141L77 140H79V143L81 142L82 144H81V147H82V145H83V148H81L80 149V147H79V149H75V150H73L72 151V153H71V155H70V161H68V162H64V159H63V162H62V160L60 159V158H63V157H65V156H67V154H68V151H69V149H67L66 147H68L67 145H65V142H66V140H67V138H70ZM104 136H111L112 138H111V140L113 139V144L112 143H110V142H112V141H109V140H107V138H106V140L107 141H109L107 144H105V142H107V141H105V142H103V139H105V137ZM152 136V135H151ZM150 136V137H151ZM161 136V135H160ZM159 136V137H160ZM166 136V137H165ZM219 136H220V134H219ZM218 136V137H219ZM236 136V135H235ZM253 136V135H252ZM154 137V136H153ZM158 137V136H157ZM221 137V136H220ZM223 137V136H222ZM221 137V138H222ZM239 137H241V136H239ZM246 136L244 135V139H246V138H248V137H246ZM3 138V137H2ZM7 138V137H6ZM28 138H24V140H26V142H27V139ZM45 138V139H44ZM119 138V139H118ZM161 138H162V136H161ZM226 138V137H225ZM238 138V137H237ZM242 138V137H241ZM251 138H253V137H251ZM4 139V138H3ZM13 139V138H12ZM17 139H19V138H17ZM16 139V141H18ZM23 139V138H22ZM33 139V138H32ZM71 139V138H70ZM97 139H98V141H99V144H98V146L97 145H95V140L97 141ZM117 141H116V140ZM127 139V138H126ZM156 139V138H155ZM215 139V138H214ZM250 139V138H249ZM256 139V138H255ZM14 140V139H13ZM21 140V139H20ZM24 140H22V141H24ZM34 140V139H33ZM41 140H40V143H41ZM48 140V139H47ZM125 140V139H124ZM158 140V139H157ZM258 140V139H257ZM6 141V140H5ZM8 141V140H7ZM6 141V142H7ZM22 141H21V143H22ZM29 141L30 140H28V143H29ZM35 141V140H34ZM35 141V142H36ZM46 141V140H45ZM72 141V140H71ZM123 141V140H122ZM211 141V142H210ZM220 141H221V139H220ZM230 141V140H229ZM241 141V140H240ZM243 141V140H242ZM254 141V143H255V140H253ZM253 141H250V142H253ZM9 142V141H8ZM14 142V141H13ZM19 142V141H18ZM25 142V141H24ZM25 142V144H28V143H26ZM30 142H33V141H30ZM228 142V141H227ZM236 142V141H235ZM244 142H246V141H244ZM20 143V144H21ZM39 143V142H38ZM39 143V144H40ZM125 143H126V140H125ZM137 143V142H136ZM143 143V144H144ZM153 143H154V141H153ZM158 143H159V141H158ZM215 143V142H214ZM223 143V142H222ZM226 143V142H225ZM233 143V142H232ZM237 143V142H236ZM2 144V143H1ZM19 144V143H18ZM18 144H16V145H18ZM24 144V143H23ZM33 144H36V143H33ZM43 144V143H42ZM42 144H41V151H43L42 150ZM67 144V143H66ZM131 144V143H130ZM139 144L141 145V141H139ZM147 144H151L152 145V143H147ZM219 144V143H218ZM235 144V143H234ZM245 144V143H244ZM248 144V143H247ZM257 144V143H256ZM264 144V143H263ZM262 144V145H263ZM49 145V146H48ZM73 145V144H72ZM133 144H131L130 146H132ZM136 145V144H135ZM216 145H217V143H216ZM220 145V144H219ZM237 145V144H236ZM239 145V144H238ZM237 145V146H238ZM242 144H240L239 145V147L241 146ZM5 146V145H4ZM15 146V145H14ZM32 146H34V145H32ZM75 146V145H74ZM137 146V145H136ZM145 146V145H144ZM201 146H200V148H201ZM210 147H211V145H209ZM223 146V145H222ZM228 146H229V144H228ZM244 146V145H243ZM242 146V147H243ZM250 146V145H249ZM19 147V146H18ZM20 147H22V145L20 146ZM23 147H24V145H23ZM26 147H31V144H30V146H26ZM71 147V146H70ZM76 147H78V146H76ZM127 147H128V145H127ZM139 147V146H138ZM140 147H142V146H140ZM139 147V148H140ZM154 147V146H153ZM195 147V148H194ZM217 147H218V145H217ZM225 147V146H224ZM231 147V146H230ZM236 147V146H235ZM248 147V146H247ZM246 147V148H247ZM253 147V146H252ZM258 147V146H257ZM4 148V147H3ZM12 148V147H11ZM35 150V152H37V149H38V146L37 145H35L34 147H33ZM69 148V147H68ZM73 148V147H72ZM137 148V147H136ZM237 148V147H236ZM243 148H245V147H243ZM242 148V149H243ZM262 148H264V147H262ZM10 149V148H9ZM19 149V148H18ZM29 149V148H28ZM30 149H32V148H30ZM135 149V148H134ZM146 149V148H145ZM157 149V148H156ZM192 149H195V150H197L196 152H190V150L192 151ZM233 149V148H232ZM252 149V148H251ZM45 150V149H44ZM68 150V151H67ZM104 150H107V151H109V152H111L110 154L112 155V152L113 153H116V155H118L117 157H119V159L121 160V162H120V160L116 157V156H114L115 158H117L116 159V161H118L117 162V164L116 165H119L118 163H122V162H124L126 159H128V158H131V160L133 159L134 160V162H135V165H134V167L132 168V171H130V169L129 170H126V171H123V169H126V168H123V169H121L120 168V170H122V172H118L117 170H118V168H119V166L117 167L115 164H114V160H111V161H109V162H107L106 164L104 163V165H103V167H102V169H101V172L100 173H98L97 175H95V176H93V174H91V172L89 173V174H91L90 175V177L88 176V179H86L85 181L83 180H80L79 178H78V176L80 177V175H77V180H75V186H65V185H67V184H65V185H63L64 183H60V184H62V185H56V184H51L49 187H52L51 188V190L53 189V190H55L54 188H56V189H58V190H60L59 191V194L58 193H55V191H51L50 189H48V190H45V189H47V188H45L44 186H46V184H43V182L41 181V179H45V175L46 174H49V173H55V174H57L58 172H63V173H65L66 172V167L68 166V167H73L72 168V170H74V168L76 169V168H78L79 167V165H81L82 166V163H92L94 160H95V156L98 154H100V152L101 153H103L104 152ZM133 150V149H132ZM141 150V149H140ZM142 150H143V148H142ZM141 150V151H142ZM147 150H149V149H147ZM158 150V149H157ZM208 150V149H207ZM228 150V149H227ZM226 150V151H227ZM230 150H231V148H230ZM234 150V149H233ZM239 150V149H238ZM247 150V149H246ZM264 150V149H263ZM22 151V150H21ZM24 151V150H23ZM103 151V152H102ZM106 151V152H107ZM124 153H122V152ZM125 151V150H124ZM126 151H128V149L126 150ZM125 151V152H126ZM138 150H136V152H137ZM153 151H155V150H153ZM182 151H185V154H186V156H180L179 155V153H182ZM216 151V150H215ZM220 151V150H219ZM224 151V150H223ZM240 151H244V150H239V152ZM248 151H250V149H248ZM259 151H261V150H259ZM13 152H15L14 150H13ZM25 152V151H24ZM108 152V153H109ZM148 152V151H147ZM150 152V151H149ZM179 152V153H178ZM210 152H212V150L210 151ZM214 152V151H213ZM221 152V151H220ZM225 152V151H224ZM229 152V151H228ZM236 152V151H235ZM238 152V153H239ZM247 152V151H246ZM5 153H8V152H5ZM12 153V152H11ZM23 153V152H22ZM34 153V152H33ZM146 153V152H145ZM226 153V152H225ZM232 153V152H231ZM234 153V152H233ZM237 153V154H238ZM249 153H251V152H249ZM253 153V152H252ZM251 153V154H252ZM260 153V152H259ZM4 153H2V155H3ZM9 154V153H8ZM7 154V155H8ZM235 154V153H234ZM241 154V153H240ZM245 154V153H244ZM243 154V155H244ZM251 154H249V156L251 155ZM263 154H264V152H263ZM10 155V154H9ZM36 155V154H35ZM97 155V156H98ZM143 155H144V150H143ZM146 155H147V153H146ZM150 155V154H149ZM215 155H216V153H215ZM218 155V154H217ZM226 155V154H225ZM229 155V154H228ZM231 155V154H230ZM246 155V154H245ZM254 155V154H253ZM260 155V154H259ZM258 155V156H259ZM262 155V154H261ZM259 156V157H261L262 159L264 158V156L262 155V156ZM5 156V155H4ZM22 156V155H21ZM32 156V155H31ZM100 156V155H99ZM99 156L97 157V158H99ZM220 156H221V154H220ZM224 156V155H223ZM232 156V155H231ZM230 156V157H231ZM239 156H241V155H239ZM11 157V156H10ZM226 157H227V155H226ZM242 157V156H241ZM247 157V156H246ZM251 157V156H250ZM249 157V158H250ZM255 157H256V155H255ZM255 157L252 159H250L249 161L253 164V162L251 161V160H254V161H257V158H256V160H255ZM15 158V157H14ZM114 158V159H115ZM150 158V157H149ZM154 158V157H153ZM214 158V157H213ZM222 158V157H221ZM229 158V157H228ZM227 158V159H228ZM238 158V157H237ZM260 158V159H261ZM18 159V158H17ZM152 159V158H151ZM233 159V158H232ZM238 159H241V158H238ZM245 159V158H244ZM1 160V159H0ZM3 160V159H2ZM13 160V159H12ZM28 160V159H27ZM26 160V161H27ZM38 160V159H37ZM60 160V161H59ZM97 160V159H96ZM110 160V159H109ZM154 160V159H153ZM223 160V159H222ZM229 160V159H228ZM247 160H248V157H247ZM11 161V160H10ZM107 161V160H106ZM128 161H130V160H128ZM150 160H148V162H149ZM232 161V160H231ZM237 161V160H236ZM246 161V160H245ZM262 161V160H261ZM13 162H18V161H13ZM103 162H105V161H103ZM133 162V163H134ZM214 162H215V159H214ZM247 162L248 161H246L245 162V167H247ZM258 162H260V160L258 161ZM257 162V163H258ZM6 163V162H5ZM26 163V162H25ZM36 163V162H35ZM90 163V164H91ZM97 163H99V162H97ZM96 163V164H97ZM102 163V162H101ZM125 163V162H124ZM227 163H228V161H227ZM231 163H233V162H231ZM231 163H230V165H231ZM238 163V161L236 162V164ZM242 163V162H241ZM261 163H263V162H260V164ZM83 164V165H84ZM127 164V163H126ZM132 164V163H131ZM218 164V163H217ZM222 164H224V163H222ZM252 164L250 165V169H251V166H252ZM2 165V164H1ZM25 165V164H24ZM113 165H115V167L114 168H116L117 167V170H115L114 168H113ZM121 165H123V164H121ZM209 165V164H208ZM221 165V164H220ZM226 165V164H225ZM229 165V164H228ZM254 166H255V164H253ZM257 165V164H256ZM263 165H264V163H263ZM20 166V165H19ZM85 166H88V164H86ZM84 166V167H85ZM125 166V165H124ZM148 166V165H147ZM214 166V165H213ZM217 166V165H216ZM240 166V165H239ZM238 166V167H239ZM21 167V168H22ZM89 167V166H88ZM126 167V166H125ZM155 167V166H154ZM183 167V168H184ZM199 167H201V166H199ZM198 167V168H199ZM217 167H219V166H217ZM227 167V166H226ZM231 167H232V165H231ZM245 167H241L242 169L243 168H245ZM262 167H264V166H262ZM101 168V167H100ZM202 168H204L203 166H202ZM210 168V167H209ZM220 168V167H219ZM235 168V167H234ZM249 168V167H248ZM248 168H246L245 170L247 171L248 170ZM254 168H256V167H254ZM68 169H71V168H68ZM79 169H80V167H79ZM81 169H82V167H81ZM80 169V170H81ZM86 169H87V167H86ZM99 169V168H98ZM147 169V168H146ZM179 170H180V168H178ZM211 169V168H210ZM212 169H213V167H212ZM227 169V168H226ZM240 169V168H239ZM252 169H253V167H252ZM264 169V168H263ZM3 170V169H2ZM5 170V169H4ZM100 170V169H99ZM98 170V171H99ZM142 170H145V169H142ZM197 170V169H196ZM206 170V169H205ZM213 170H216L215 168L213 169ZM218 170V169H217ZM220 170V169H219ZM231 170H233V168H231ZM85 171H87V170H84L83 172H85ZM89 171H91V170H89ZM97 171V172H98ZM211 171V170H210ZM229 171H230V169H229ZM234 172H235V170H233ZM233 171H232V173H233ZM239 171V170H238ZM242 171V170H241ZM243 171H244V169H243ZM249 171V170H248ZM251 171V170H250ZM253 171H255L254 169H253ZM257 171H259V170H257ZM3 171H0V174L2 173ZM69 172V171H68ZM67 172V173H68ZM88 172V171H87ZM140 172H142V171H140ZM153 172H151V173H153ZM197 172V171H196ZM195 172V173H196ZM214 172V171H213ZM237 172V171H236ZM240 172V171H239ZM239 172H237L236 174H238ZM263 172H264V170H263ZM16 173V174H15ZM23 173H22V175H23ZM71 173V172H70ZM75 173V172H74ZM144 173V172H143ZM142 173V174H143ZM191 173V172H190ZM221 173V172H220ZM224 173V172H223ZM223 173H221V174H223ZM245 173V172H244ZM252 173V172H251ZM255 173H257V172H255ZM20 174V173H19ZM19 174H18V176H19ZM60 174V173H59ZM79 174V173H78ZM178 174H179V172H178ZM187 174V173H186ZM214 174H216V173H214ZM218 175V177L220 176V174H219V171H218V173H217ZM224 174H226V173H224ZM243 173H241V175H242ZM248 174V173H247ZM253 174V173H252ZM252 174H250V175H252ZM25 175V174H24ZM51 175V174H50ZM50 175L48 176V178H52V177H50ZM61 175V174H60ZM65 175H68V174H65ZM72 175V174H71ZM74 175H76V174H74ZM83 175H85V173L83 174ZM144 175V174H143ZM183 175H184V173H183ZM182 175V176H183ZM191 175V174H190ZM190 175H189V173H188V176L190 177ZM196 175V174H195ZM227 175V174H226ZM225 175V176H226ZM241 175H239V176H241ZM245 174H243V176H244ZM255 175V174H254ZM29 176H32V177H34V176H36V177H38L39 178V180L36 178V177H34V178H36V180H38L37 181V183L36 182H31V181H29V179L28 178H31V179H34V178H32V177H29ZM214 175H212V177H213ZM216 176V175H215ZM214 176V177H215ZM224 176V175H223ZM222 176V177H223ZM225 176L223 177V179H225ZM238 176V175H237ZM247 176H249V175H247ZM260 176H261V174H260ZM258 177L259 179L260 178H262L261 180H264L263 179V177ZM263 176V175H262ZM10 177V178H9ZM65 177H68V176H65ZM69 177H70V175H69ZM74 177V176H73ZM76 177V176H75ZM74 177V178H75ZM83 177H85V178H87L86 177V175L85 176H83ZM150 177H152V175L150 176ZM176 177V178H175ZM185 177H186V175H185ZM184 177V178H185ZM188 177V178H189ZM192 177H194V176H192ZM196 177V176H195ZM229 177V176H228ZM228 177H226L227 178V182H229V183H227L228 185L229 184H231L230 183V181H228ZM231 177V176H230ZM235 177V176H234ZM253 178H254V176H252ZM1 178V177H0ZM17 178L18 177H16V180H17ZM19 178H21V177H19ZM19 178H18V180H19ZM55 179H56V177H54ZM81 178H82V176H81ZM179 178V177H178ZM183 178V179H184ZM197 178V177H196ZM195 178V179H196ZM200 178V181H199V184L198 185H196L197 186V188L195 189V188H193V190L196 192V194H195V192H191L192 193V195H195L194 197L196 198V197H198V195H200L199 193V189L201 188V190L203 189L204 191H205V193L207 192V191H211V189H210V186L209 185H211V184H213V182H214V180H213V182H212V179H211V174H209L207 171H205V175H204V173H203V171H202V174H201V176L199 177ZM199 178H197V179H199ZM216 178V177H215ZM221 178V177H220ZM232 178H233V176H232ZM236 178V177H235ZM238 178H241V177H238ZM247 178V177H246ZM255 178H257V174L255 175ZM257 178V179H258ZM24 179V178H23ZM148 179V178H147ZM210 179V180H209ZM217 179V178H216ZM222 179V180H223ZM245 179V178H244ZM249 179V178H248ZM248 179L247 180H243V182L245 181V183H246V181H248ZM251 179V178H250ZM13 180V181H12ZM22 180V179H21ZM35 180V179H34ZM62 180H64V181H67V180H65V179H63L62 178ZM72 180V179H71ZM111 180L112 181H115L116 183L118 182V184H116V186H115V188H114V190L112 191V193L111 192H105L104 191V185L105 184H107V182H111ZM181 180V179H180ZM187 180V179H186ZM191 180V179H190ZM219 180V179H218ZM229 180H231V179H229ZM232 180H235V179H232ZM231 180V181H232ZM237 180V179H236ZM261 180H259L260 182H261ZM44 185V186H42L41 185V183ZM44 181V180H43ZM47 181H49L48 179H47ZM53 181V180H52ZM149 181H151V180H149ZM176 182L175 183H177L179 180L177 179V180H175ZM188 181V180H187ZM193 181V180H192ZM226 181V180H225ZM254 181V180H253ZM257 181V180H256ZM256 181H254L253 182V184L254 183H256ZM51 181H49V183H50ZM54 182V181H53ZM52 182V183H53ZM69 182H70V179H69ZM115 182H113V183H115ZM185 182V181H184ZM218 181H216V182H214V184L215 183H217ZM233 182V181H232ZM237 182H240L239 181V179H238V181ZM249 182V181H248ZM260 182H258L257 181V183H259V184H261ZM4 183H5V181H4ZM48 183V182H47ZM55 183V182H54ZM72 182H70V184H71ZM74 183V182H73ZM181 183V182H180ZM242 183V182H241ZM240 183V184H241ZM262 183H263V181H262ZM111 184V183H110ZM148 184H149V182H148ZM153 184V185H154ZM186 184V182H185V184H183V185H187ZM234 184V183H233ZM243 185H245L244 183H242ZM242 184L240 185V186H242ZM246 184H248V183H246ZM252 184V185H253ZM6 185V184H5ZM48 185V184H47ZM89 185V184H88ZM114 185V184H113ZM176 186H178V184H175ZM175 185H174V187H175ZM219 185V184H218ZM235 186H236V184H234ZM252 185H250L251 186V188L249 187V184L247 185V188L249 187L250 189H251V191H253V186ZM261 185H264V183L263 184H261ZM25 186H29V188L31 189V191H29V194L28 193H26L27 195L26 196H28V199H33L34 197V199H36V197H38V202L36 203L35 202V206L34 205H32V206H34V208L33 209H28L27 208V210H29V211H24V209L25 208H23L22 210L24 211L23 213H19V211H18V213L19 214H17V212H15V214H11L10 213V210H9V212L7 213V211L8 210H6L5 211V208H3V206H4V204H3V206H2V203H3V201H2V198H3V196H7L8 198H10V200L12 199H14L15 198V201L17 202V200L16 199H18L19 197L18 196H20V194H24V193H21V192H23V190L21 191V189H22V187L23 188H26ZM85 186V188L87 187V185H84ZM150 186V185H149ZM148 186V187H149ZM157 186V185H156ZM213 186V185H212ZM211 186V187H212ZM220 186V185H219ZM222 186V185H221ZM224 186H225V184H224ZM238 186V185H237ZM246 186V185H245ZM47 187V186H46ZM111 187V186H110ZM148 187H144V188H148ZM208 187H209V189H208ZM214 187V186H213ZM215 187H216V185H215ZM218 187V186H217ZM231 187H233V185H231ZM151 188V187H150ZM219 188V187H218ZM234 188V187H233ZM243 188V187H242ZM247 188H246V190H247ZM257 188H258V191L260 190L259 189V187L257 186ZM256 188V185H255V190L257 189ZM262 189H263V187H261ZM10 189V190H9ZM27 189V188H26ZM88 189H90L91 191H90V193H93L94 192V190H93V188L91 189V188H89V186L87 187V190ZM95 189V188H94ZM108 188H106V190H107ZM155 189V190H156ZM177 189H178V187H177ZM182 189V190H181ZM225 189V187L222 189V190H224ZM227 189V188H226ZM9 190V191H8ZM110 190V189H109ZM184 190V191H183ZM188 190V189H187ZM186 190V191H187ZM213 190V189H212ZM221 190V189H220ZM229 190H230V188H229ZM239 189H237V191H238ZM89 191V190H88ZM93 191V192H92ZM149 191V190H148ZM147 191V192H148ZM151 191H152V189H151ZM180 191V192H179ZM210 191H209V193H210ZM214 191V190H213ZM212 191V192H213ZM234 189H233V193H234ZM242 191V190H241ZM26 192V191H25ZM236 192V191H235ZM239 192V191H238ZM244 192V191H243ZM248 192V191H247ZM260 192L262 193V190H260ZM260 192H257V193H260ZM154 193V194H153ZM219 193V192H218ZM217 193V194H218ZM225 193L227 194V192L225 191ZM41 194H42V196H41ZM84 194H86V193H84ZM88 194V193H87ZM86 194V195H87ZM97 194V195H98ZM149 194H150V196H149ZM203 194H204V192H203ZM202 194V192H201V199L203 198V195ZM216 194V193H215ZM214 194V195H215ZM221 195H222V193H220ZM231 194H232V192H231ZM230 194V195H231ZM237 194V193H236ZM241 194V193H240ZM252 194H253V192H252ZM254 194H255V192H254ZM40 195V196H39ZM75 195V196H74ZM81 195V194H80ZM94 195H95V193H94ZM213 195V194H212ZM214 195H213V197H214ZM225 195V194H224ZM223 195V196H224ZM229 195V194H228ZM228 195H227V197H228ZM233 195V194H232ZM235 195V194H234ZM233 195V196H234ZM239 195V194H238ZM258 195V194H257ZM261 195H263V194H261ZM259 196L260 198H262V196ZM71 196H73L74 197V202L72 201L71 202ZM184 196H186L188 199H186L187 201H188V203L186 204V205H188V206H191L192 204H194V206H198L199 207V209L198 208H196V209H198V211H195L194 210V213L196 212V214H197V216H196V214L194 215L193 213H191V217H192V214L195 216V217H193V219H191V220H188V219H190L189 217H188V211H191V210H188L187 211V209H185L186 210V212H187V214H186V212L184 213V214H186V218L188 217V221L186 220V222L188 223V224H190V225H184V223H185V221H182L181 219V221L183 222V223H181V222H179V223H181L180 224V226H178L177 224H176V226L174 225V223L172 224L171 222H169L170 224H169V229H170V227H171V224H172V226L174 225L175 226V228H177L176 230L178 231L179 229L182 231L181 233H180V235H179V237L178 236H176V237H174L175 238V240L173 241V238L172 239H168V242L169 241H171V245H170V242H169V244H162L161 243V241L162 242H164L165 240L164 239H160V242H159V238H161L160 236H162V235H164L163 233H165L166 234V232L169 234L170 232L174 235V232H172L171 230L170 231H167L168 229V226H167V224H168V221L166 222V224H165V227H163V218H162V216H164L165 217V214H171L172 216H175V212L177 213L176 214V216L175 217H179L180 215V213L178 214V212L179 211H177V209L174 211V212H168L167 210H170L171 209V206H172V204L173 203H176L178 206L180 205V203H181V201H182V199H184L185 197ZM208 196V194L206 195V197ZM211 196V195H210ZM209 196V197H210ZM241 196V195H240ZM256 196V195H255ZM6 197V198H7ZM18 197V198H17ZM21 197V196H20ZM87 197V196H86ZM91 197V196H90ZM143 197H144V201L146 202V200L148 201V202H146L147 204H146V206L143 208L145 211H146V215L144 214L145 212H144V210L141 208V207H143V204H142V199H143ZM149 199H148V198ZM184 197V198H183ZM204 197H205V195H204ZM219 197H221V196H218V198L217 197H215V198H217V199H219ZM258 197V196H257ZM257 197H256V199H257ZM258 197V198H259ZM94 198V197H93ZM92 198V199H93ZM100 198V197H99ZM147 198V199H146ZM195 198H194V200H195ZM199 198V197H198ZM197 198V199H198ZM224 198V197H223ZM242 198V197H241ZM247 198H249L248 196H247ZM253 198V197H252ZM259 198V199H260ZM264 198V197H263ZM22 199H24V198H22ZM90 199V198H89ZM146 199V200H145ZM201 199H199L200 201H201ZM205 199V198H204ZM234 199V198H233ZM243 199V198H242ZM11 200V201H12ZM24 200H26V199H24ZM96 200V199H95ZM140 200V201H139ZM185 200V202L183 203V204H185L187 201ZM192 201V202H194V203H191V205H189V201ZM206 200H208V199H206ZM209 200H210V198H209ZM209 200L208 201H205L206 203L207 202H209ZM215 200V202L217 201L216 199H214ZM224 200V199H223ZM228 200H230V198H228ZM255 200V199H254ZM79 201V200H78ZM171 201V203H169ZM184 201V200H183ZM182 201V202H183ZM212 201H213V199H212ZM222 201V200H221ZM236 200H234L233 202H235ZM242 201H245L244 199L242 200ZM247 201V200H246ZM250 201H251V199H250ZM4 202H5V198H4ZM18 202H19V200H18ZM22 202H24V201H22ZM87 202V201H86ZM140 203L141 202V205L140 204H138V208L137 209H135L136 211V213L134 212V206H133V214H138V216L137 217H139L141 220H143L144 219V217L146 216V218L145 219H147V218H149V219H147V220H144V221H139V218L137 219V218H135V220H133L132 218L133 217H136V216H133L132 215V217H131V214L129 215L128 213H127V217H128V219H126V217H125V219H124V217H123V219L125 220V221H123L122 219H120V218H117V217H113V218H115V222H116V219L118 220V219H120V223L123 221V223H121V225L119 226V224L118 225H114V223H112L113 224V226L115 227V229H113V231H112V229H111V227H109L110 229H111V233H109V231L107 230V233H106V226L108 227L109 225H106L105 223L108 221L107 220V218H108V216L111 214V213H114V214H116V213H118L117 211H121V212H125V211H122L123 209H125V208H127V206L128 205H137V203ZM178 202V203H177ZM237 202H238V200H237ZM237 202H235V203H237ZM6 203V202H5ZM25 203H26V201H25ZM24 203V204H25ZM68 203V204H67ZM89 203V202H88ZM136 203V204H135ZM202 203V202H201ZM210 203V202H209ZM241 203V202H240ZM246 203H248V201L246 202ZM20 204H21V202H20ZM32 204V203H31ZM65 204H67V205H64ZM85 204V203H84ZM176 204H174V206H172L174 209L175 208H177V206H175ZM182 203H181V205H183ZM203 204H204V200H203ZM211 204H213V202L211 203ZM210 204V205H211ZM219 204H220V202H219ZM218 204V205H219ZM233 204V203H232ZM237 204H239V202L237 203ZM257 204V206H258V202L256 203ZM260 204H263L264 205V201H262ZM9 205V204H8ZM7 205V206H8ZM13 205H15V204H13ZM56 205H63L64 207L62 208V210H59V211H56L55 212V210H54V207H56ZM88 205V204H87ZM86 205V206H87ZM168 205L170 206V209L168 208ZM180 205V206H181ZM216 205V204H215ZM221 205V204H220ZM247 205V204H246ZM6 206V205H5ZM4 206V207H5ZM24 206V205H23ZM60 206H59V208H60ZM193 206V205H192ZM193 206V207H194ZM205 205H203V207H204ZM208 206H209V204H208ZM233 206H235V205H233ZM237 207H238V205H236ZM235 206V207H236ZM244 206V205H243ZM254 206V205H253ZM259 206H261V205H259ZM10 207H12V205L10 206ZM26 207V206H25ZM30 207V206H29ZM131 207V206H130ZM140 207V208H139ZM183 207V206H182ZM184 207H185V205H184ZM217 207V209H218V207L219 206H216ZM215 206L213 207V208H216ZM222 207V209L221 210H223L224 211V215H222L221 217V220H220V218H219V224H218V229L221 231L222 229V227L223 226H228V224H227V220L229 219L228 218V216H227V211L230 209V202H223V204H222V206H220L219 208H221ZM247 207V206H246ZM92 208V209H91ZM168 208V209H167ZM187 208V207H186ZM189 208V207H188ZM205 208V207H204ZM213 208H211V211L213 210ZM239 208V210H240V207H238ZM248 208H250L249 206L246 208V209H248ZM254 208H255V206H254ZM6 209H8V208H6ZM138 209L141 211V209L143 210V212H141L142 214H143V216H142V214H140V212L138 211ZM173 209V210H174ZM190 209V208H189ZM235 209V208H234ZM234 209H232V211L234 210ZM257 208H255V210H256ZM262 209V208H261ZM260 209V210H261ZM14 210H16V209H14ZM156 210L158 211V214H160L159 212H161L162 214H161V218H159V216H157V217H155L156 215V213L154 214L155 216V218L153 217V215H151L150 217H148V215H149V212L150 213H152L153 214V212H156ZM160 210V211H159ZM164 210H166L165 212H164ZM172 210V209H171ZM179 210V209H178ZM182 210H184V208L182 209ZM193 210V209H192ZM202 210L203 211H205L206 209H203L202 208ZM202 210H201V212H202ZM220 210V209H219ZM220 210V211H221ZM243 210H244V208H243ZM85 211V210H84ZM127 212H128V208H127V210H126ZM131 211V210H130ZM153 211V212H152ZM208 211H209V209H208ZM216 211H218V210H216ZM219 211V212H220ZM241 211V210H240ZM79 212V211H78ZM148 212V213H147ZM235 212V211H234ZM246 212V211H245ZM263 212H264V210H263ZM164 213V214H163ZM182 213V212H181ZM183 213H182V215H183ZM207 213H209V212H207ZM221 213H222V211H221ZM237 213V212H236ZM254 213H255V211H254ZM257 213V212H256ZM260 213V212H259ZM41 214L42 215H46V217L47 216H49V217H51V216H55V215H57L58 217H63V220H64V224H62L61 222L63 221V220H61V222H60V220H59V222L61 223V226L59 227L58 225H56V224H58V223H51V221H52V218L53 217H51V218H49V219H51L50 220V225L49 226H46V227H40V228H37L36 227V224H33L32 222H34V221H36L37 219H38V217H40L41 218ZM123 214V213H122ZM121 214V215H122ZM202 214V213H201ZM214 214V216H215V212L214 213H211V215H213ZM238 214V213H237ZM86 215H87V213H86ZM141 217H143V218H141ZM145 215V216H144ZM178 215V216H177ZM219 215V214H218ZM217 215V216H218ZM221 215V214H220ZM229 215H230V217H231V213H230V211H229ZM251 215V214H250ZM257 215V214H256ZM24 216H28L27 218L29 219V220H31L32 222L31 223H29V221H27L29 224H27L26 226H24V227H21L19 224H18V220H20V218H24ZM119 216H120V212H119ZM118 216V217H119ZM123 216V215H122ZM125 216H126V213H125ZM184 216H183V218H184ZM198 216V217H199ZM202 216H205V215H202ZM209 216V217H208ZM217 216H215V217H217ZM129 217H131V218H129ZM167 217V216H166ZM166 217H165V219H166ZM206 218H210V215H208V214H206V216H205ZM214 217V218H215ZM219 217V216H218ZM217 217V218H218ZM245 217V216H244ZM257 217V216H256ZM26 218V219H27ZM111 218V217H110ZM109 218V219H110ZM170 218H171V216H170ZM170 218H169V216H168V219H169V221H170ZM173 218L174 217H172L171 218V220L173 221ZM181 218V217H180ZM186 218H184V219H186ZM206 218H204V220L206 219ZM253 218V217H252ZM48 219V218H47ZM54 219H56V218H53V220ZM59 219V218H58ZM183 219V220H184ZM211 219V218H210ZM213 219V218H212ZM260 219V218H259ZM107 220V221H106ZM122 220V221H121ZM167 220V219H166ZM177 220V219H176ZM199 220V219H198ZM203 219H202V225L201 226H199L200 228H198L197 230H194L193 232L194 233H197V234H201V233H206L205 231H207L206 230V226H205V224H207V223H205L204 224V221ZM209 220V219H208ZM242 220H243V218H242ZM248 220V219H247ZM247 220H245L246 222H247ZM21 221V220H20ZM45 221V220H44ZM47 221H49V220H47ZM109 221H111V219L109 220ZM108 221V222H109ZM136 221V222H135ZM137 221H139V222H137ZM165 221V220H164ZM178 221V220H177ZM177 221H175V222H177ZM190 221H192L191 223H190ZM199 221H201V220H199ZM209 221H211V220H209ZM213 221H215L214 219H213ZM236 222L238 221V220H235ZM249 221H251V219L249 220ZM253 221V220H252ZM258 221V220H257ZM38 222V221H37ZM54 222V221H53ZM117 222H119V221H117ZM230 222V221H229ZM59 223V224H60ZM71 223V224H70ZM165 223V222H164ZM213 223H215V222H213ZM232 223V222H231ZM255 223V222H254ZM259 223H261V222H259ZM46 224V223H45ZM108 224H110V222L108 223ZM116 224V223H115ZM194 224V223H193ZM193 224H192V226H193ZM199 224V223H198ZM201 224V223H200ZM209 224V223H208ZM207 224V225H208ZM212 223H210L209 225H211ZM233 224V223H232ZM236 224H238V222L236 223ZM247 224V223H246ZM250 224V223H249ZM38 225H40V223L38 224ZM122 225H124V228H126V230H127V233H124V235L126 234H128L127 235V237L126 238H128L127 240H126V238H125V236H122V235H120L119 236V234L120 233H122L121 232V226ZM195 225V224H194ZM208 225V226H209ZM215 225H217V222H216V224ZM234 226H235V223L233 224ZM239 225H242V223L241 224H239ZM254 225V224H253ZM260 225H262V224H260ZM41 226V225H40ZM126 226V227H125ZM191 226V227H192ZM197 227H198V225H196ZM195 226V227H196ZM212 226H214V225H212ZM264 226V225H263ZM71 227V226H70ZM73 227V228H74ZM118 227V228H117ZM120 227V228H119ZM191 227H189V228H191ZM196 227V228H197ZM243 227H245V225H242V228ZM247 228H245V229H248L249 227L248 226H246ZM255 227V226H254ZM76 228V227H75ZM108 228V229H109ZM123 228V229H124ZM138 228V230H137V232L139 231V229H140V231H141V233H136V232H134L136 229ZM141 228L142 229H144L145 230V232H146V229H148L147 230V233H145V234H143L142 236L144 237V235L145 236H147V234H148V231H151L153 234H155V235H152V237H151V235H149L148 237H144L145 238V241H144V238H141L142 236H140L142 233H144V230H141ZM172 228V227H171ZM194 228V227H193ZM211 229H212V227H210ZM217 228V227H216ZM239 228V227H238ZM237 228V229H238ZM256 228V227H255ZM135 229V230H134ZM210 229V230H211ZM213 229H215V226H214V228ZM244 229V228H243ZM256 229H258V228H256ZM185 230H186V232H189V233H186L185 232ZM217 230V229H216ZM262 230V229H261ZM264 230V229H263ZM78 231V230H77ZM157 231H158V234H157ZM238 232L239 231H241V230H237ZM249 231V230H248ZM129 232V233H128ZM134 232V233H133ZM234 232V231H233ZM238 232H236V234H238V235H240ZM246 232V231H245ZM244 232V233H245ZM250 232L251 233H253V231H251L250 230ZM255 232V231H254ZM56 233H57V236H56ZM170 233V234H171ZM193 233V234H194ZM230 233V232H229ZM251 233H249V234H251ZM259 233H260V231H259ZM75 234H76V232H75ZM132 234H134V239L136 238L135 237V235H137L138 237H137V239L138 240H136V241H141V239H143V241H141V244L142 243H144V245L142 244H140V246H141V248L142 249H140V246H139V248H138V244L140 243V242H138V243H133L134 242V240H133V242L131 241L132 239H133V236H132ZM169 234V235H170ZM172 234L170 235V237H173L172 236ZM176 234V233H175ZM177 234H179V232H177ZM215 234V233H214ZM223 234H224V232H223ZM234 234V233H233ZM248 234V233H247ZM254 234V233H253ZM264 234V233H263ZM77 235V234H76ZM169 235H167L166 234V236L165 237H169ZM196 235V234H195ZM206 235H209V233L208 234H206ZM217 235V234H216ZM237 235V236H238ZM71 236V235H70ZM105 236H106V238H105ZM109 236V237H108ZM139 236H140V238H139ZM209 236H211V235H209ZM213 236H215V235H213ZM212 236V237H213ZM228 236V235H227ZM233 236V235H232ZM243 236V237H242ZM241 237L240 236H238V238L240 237V238H242L241 240H240V242L242 241V245H243V243H244V241H245V235H242ZM259 236V235H258ZM262 236V235H261ZM78 237V236H77ZM130 237H131V239H130ZM200 237V236H199ZM218 237V236H217ZM216 237V238H217ZM221 237H223V236H219V238L221 239ZM264 237V236H263ZM148 238V239H147ZM196 238V237H195ZM202 238V237H201ZM204 238V237H203ZM224 238V237H223ZM239 238V239H240ZM250 239L249 240H251L252 238L251 237H249ZM261 238V237H260ZM68 239V238H67ZM71 239V238H70ZM69 239V240H70ZM103 239H105V244H103L104 242V240ZM147 239V240H146ZM166 239V238H165ZM197 239V238H196ZM200 239V238H199ZM207 239H209V238H207ZM220 239H218V240H220ZM225 239V238H224ZM257 239H259V238H257ZM256 239V240H257ZM102 240V241H101ZM107 240V241H106ZM226 240V239H225ZM234 240H235V238H234ZM262 240H263V238H262ZM0 241V242H1ZM3 241L6 243L4 246H3ZM45 241H47V244H46V246L44 245L46 242ZM64 241V242H63ZM70 241H72V240H70ZM127 241H128V243H127ZM173 241V242H172ZM210 241V240H209ZM233 241V240H232ZM236 241V240H235ZM261 241V240H260ZM101 242H102V244H101ZM197 242V241H196ZM222 243H220V241H218V243H220V244H218L216 241L214 242L213 241V243H212V245H207L206 247H208L209 249H210V253H215V254H213V255H216V257H220V255H222L223 256V254H224V256L225 257H227V256H229L228 254H231L232 252H231V250H232V246H235V244H234V242H233V244L234 245H232V242H230V241H228L227 243H224V242H226V241H221ZM253 242V241H252ZM254 242H256V241H254ZM259 242V241H258ZM264 242V241H263ZM63 243V244H62ZM160 243H161V245H160ZM166 243H167V241H166ZM199 243V242H198ZM201 243V242H200ZM215 243V245L213 246V244ZM236 243H238V242H236ZM247 243V242H246ZM250 243V242H249ZM260 243V242H259ZM258 243V244H259ZM62 244V245H61ZM71 244H73V243H71ZM134 244H136L137 245V248L138 249H133V250H135V252H137L139 249L140 250H143V247H144V250H143V253H139V252H142V251H139V252H137V253H139V254H142V257L140 256V255H138L139 257H141L140 259L138 258V260H139V262H138V260L136 259V257H135V255H137L136 253H133V255H134V257H135V259L137 260V261H135V260H133L132 261V259H134V258H132V259H129V257L128 258H126V257H124V255L125 256H128L127 255V253L129 254V253H131V250H132V248L134 247ZM197 244V243H196ZM195 244V245H196ZM217 244V245H216ZM240 244V243H239ZM239 244H237L236 245V247L237 246H239ZM245 244V243H244ZM257 244V245H258ZM261 244H262V242H261ZM260 244V245H261ZM135 245V246H136ZM182 245H184L185 247H186V251L184 252V253H181V254H177L176 253V251L178 250L177 248H179V247H183ZM205 245V244H204ZM260 245H258V246H260ZM71 246V245H70ZM74 246H75V244H74ZM78 246H77V249L78 250H80V248H78ZM163 246H165V247H163ZM248 246V245H247ZM80 247V246H79ZM192 247V248H191ZM198 247V246H197ZM239 247H241L242 248V246H241V244H240V246ZM66 248H69V246L68 247H66ZM136 248V247H135ZM191 248V249H190ZM199 248V247H198ZM243 248H244V246H243ZM242 248V249H243ZM258 248H260V247H258ZM257 248V246L253 243V244H250L249 246H248V251H246V249H245V257L247 258V260H248V258L249 257H254L255 255H257V253H261L260 251L258 252V250H260V249H258ZM83 249V248H82ZM175 249H176V251H175ZM195 249V248H194ZM207 249V248H206ZM213 249V250H212ZM263 249V248H262ZM70 250V249H69ZM74 250H76V248L74 247ZM130 250V252H126V251H129ZM133 250H132V252H133ZM181 250V249H180ZM179 250V251H180ZM239 250V249H238ZM77 251V250H76ZM174 251H175V253L176 254H174ZM241 251V250H240ZM239 251V252H240ZM264 251V250H263ZM153 252V254L154 255H152L151 253ZM178 252V251H177ZM181 252V251H180ZM201 252V251H200ZM199 252V253H200ZM229 252V253H228ZM231 252V253H230ZM238 252V251H237ZM78 253H79V251H78ZM112 253H110V255L112 254ZM125 253V254H124ZM208 253V252H207ZM243 253H244V251H243ZM45 254V255H46ZM76 254V253H75ZM104 253H103V255H105ZM112 254V255H113ZM197 254V253H196ZM203 253H200V254H198V256L197 257H195L197 260L195 261V262H193V263H196V262H198L197 264H200L201 263V261L205 264V258L208 256L206 253H205V250H204V254L202 255ZM212 254H210L211 255V257H213V255ZM81 255V254H80ZM82 255H81V257H82ZM102 255V254H101ZM100 255V256H101ZM111 255V256H112ZM116 255V256H117ZM191 255V256H190ZM219 255V256H218ZM260 255V254H259ZM232 256H234L233 254H232ZM47 257V256H46ZM49 257L47 258V260L49 259ZM76 257H78V256H76ZM103 257V256H102ZM105 257V256H104ZM131 257H133V256H130V258ZM191 257V258H190ZM230 257V256H229ZM251 257V258H252ZM257 257H260V256H256L254 259H256ZM43 258V257H42ZM41 258V259H42ZM80 258V257H79ZM107 258L108 259H110V258H112V257H110L109 256V254H108V256H107ZM152 258V259H153ZM208 258V257H207ZM214 258V257H213ZM46 259V258H45ZM75 259V258H74ZM73 259V261H75L76 260V262L78 261V259H75L74 260ZM108 259H107V261H108ZM113 259H111V260H113ZM164 259V258H163ZM162 259V260H163ZM212 259V258H211ZM227 259H229L228 257H227ZM226 259V260H227ZM230 259L232 260L233 258H231L230 257ZM238 259H241V257H239ZM243 259V258H242ZM241 259V260H242ZM259 259V258H258ZM258 259H256V260H258ZM47 260H44V262H46ZM116 260V261H115ZM146 260V261H145ZM159 260H157V262H159ZM194 259H192V261H193ZM224 260V258L222 259V261ZM245 260V259H244ZM253 260V259H252ZM260 260V259H259ZM36 261V262H37ZM49 261H51V260H48V262ZM71 262V264L73 263V264H75L74 262ZM80 261H78V262H80ZM110 261V260H109ZM133 263H132V262ZM142 261H143V263H142ZM234 261V260H233ZM239 261V260H238ZM254 262H255V260H253ZM263 261H264V255H262V261L260 260V262H262L263 263ZM16 262H18V261H16ZM78 262H77V264H78ZM102 263L103 262H105V261H101ZM149 262V263H148ZM164 262V264H165V261L163 260V261H161V263H163ZM229 262H230V260H229ZM249 262V261H248ZM80 263V264H81ZM111 263V262H110ZM155 263V262H154ZM202 263V264H203ZM210 263H211V260H210ZM228 263V262H227ZM233 263H235L236 264V262H233ZM240 263V262H239ZM242 263V262H241ZM240 263V264H241ZM250 263V262H249ZM253 263V262H252ZM251 263V264H252ZM257 263H258V261H257ZM19 264V263H18ZM158 264V263H157ZM192 264V263H191ZM207 264V263H206ZM209 264V263H208ZM213 264H215L214 262H213ZM230 264H232V261H231V263ZM238 264V263H237ZM259 264V263H258Z\"/></svg>",
    "mask_w": 264,
    "mask_h": 264
},
{
    "label": "rangeland",
    "instance_id": "rangeland-1",
    "mask_svg": "<svg viewBox=\"0 0 264 264\" xmlns=\"http://www.w3.org/2000/svg\"><path fill=\"white\" fill-rule=\"evenodd\" d=\"M10 2V4H9V2ZM8 1H6V0H3V2H5V3H7V4H5V5H3V6H1L2 5V3L3 2H1V0H0V12L3 10V8H4V11H9V14H11L12 15V18L11 19H7V20H4L3 22V24H4V26L3 27H0V36H3V39H4V43L2 42V43H0V59H1V57H3L2 55H3V51H5V53H6V51L8 50L9 51V54L7 55V57H9L11 60H10V62H9V58H7L8 60H7V67L9 68V70L6 68V70L3 72L4 73V75H5V82L3 83L1 80H0V101L1 102H3V103H1L0 102V126H3L4 128H5V135H3V134H0V171H3L1 174H0V189L2 188L4 191H5V187H8V182H6V177L8 176V175H10V170H11V168H10V166H11V163H12V165L14 164V166H18V169L20 170V171H18V173H17V175H15V181H24V180H26V181H24V182H27L28 180H27V177H28V175L29 174H27L26 172L25 173H23L24 172V170H25V168H23L22 166H27V165H29L30 163H31V161H32V163H34V164H37V165H39V164H42L43 163V160H44V155H45V153L47 152V151H49V145H50V143L49 142H52V140L51 139H49L48 137L44 140V141H42L41 139H39V143H40V140H41V143L39 144L37 141H36V139H35V136L37 135L38 136V134H40V135H43V134H46L45 132V129L47 130H50V129H55V130H58V129H60V127L63 125H66V124H68V122H69V124L67 125V126H69L70 127V123H77V124H75V125H78V122H79V125H81V124H83V126H85V124H86V122H88V124H86V125H88V126H90V125H94V126H96V127H98L99 128V126H98V124L100 125V122L102 123V121L104 122V123H102L105 127L107 126V127H109V125L112 123V122H116V117H115V119H113V116H111V114H112V111L114 110V108H116L113 104L111 105V102L112 103H116V101H117V99H118V97H119V99H120V103H121V105H122V100L124 101H126V100H129V99H131L130 97H133V100H135V99H138V98H135V96L137 95L138 96V89L139 88H137V86H136V79L137 78H134V77H139L141 74H143V70H144V68H142L141 69V71L140 70H136V72H135V74H134V72H132V74H131V72H130V74H129V72H127V74H125V76L123 75H121V74H119L118 72L116 73V71H117V69L119 68V67H117V66H122L124 63V58H128V57H130L131 55H132V50H133V48L135 47V45L137 44H140V46H142V43L144 44V41L143 40H146V37L147 36H149V35H147L148 34V31H146V30H148V28H147V20L145 21V20H143V21H145V23H143V21H141V25H142V27H144V28H142L141 26V28H139L138 26H137V28H135V29H133V30H131V32L132 33H130V32H125V30L123 31V28L121 29V27H120V25L123 27V24L125 25L127 22H129L128 21V19L130 20V16L133 14L132 12L134 11V8H131V10L129 9V8H126V6L121 2V1H123V0H116L117 1V3H115V5L117 6V10L119 9L120 10V12L122 13V15H123V17H121V20L120 21H118V22H115V21H111V11H112V13H113V11L115 12V10H112L113 9V7H111L112 5H110V4H112V0H104V1H102V0H92V2L90 1V0H72V1H68L67 2V4H66V6H60L61 7V9H60V7H57V8H55V4H56V0H49L48 1V3H46V0H43V2H44V4L45 5H47L46 7H44V10H43V14L44 15H42V17L41 18H38V20H37V22L39 23H37L36 22V26L37 27H40V28H42V29H40V30H43L42 32L40 31L38 34H37V36H32L31 35V37H33L34 38V41H32V39L31 40H29V38H28V40H21V41H19L18 39H16V37L14 36V34L12 33L13 32V27H15L16 26V32H21V25H19V24H22L24 27H27V22H28V24L29 23H31V22H29L31 19H32V15H31V13L33 12V10L32 9H34V8H31L32 6L34 7V5H33V3H31V2H28L27 3V1H32L33 2V0H27L26 1V3H25V0H8ZM17 1H20V2H17ZM38 1V0H37ZM39 1H41V0H39ZM59 1V0H58ZM98 1H99V3H98ZM101 1H102V3H101ZM126 1L127 0H124V3L126 4ZM170 3H169V2ZM183 1L184 0H180V3L182 4L183 3ZM237 1H239V3H240V0H237ZM247 1H249L248 3H245V5L243 4L244 2H247ZM253 1H255V0H253ZM252 0H241V4L240 5H242L243 4V7L242 6H240V7H238V8H240V10L242 11V9H241V7L244 9V8H246V6H247V4H248V6H247V9H248V7H249V3L251 2V4H252V2H253ZM256 1H260V0H256ZM55 3V4H53V5H50L51 3ZM86 2H88V4L86 3ZM95 2H97L96 4H95ZM107 2H109V3H107ZM120 2V3H119ZM200 2V3H199ZM11 3H13L12 5H11ZM19 3H21L22 5L21 6H19L20 8H22V9H18V7H16V5H14V4H17V5H19ZM30 3L32 4V5H30ZM70 3V4H69ZM81 3V4H80ZM158 3H160V1L158 2ZM169 3V4H168ZM186 3H188V4H186ZM203 3H204V0H203V2L201 1V0H189V2H188V0H186V2L184 1V3H183V5L180 7V5L181 4H179V6L176 4V6H175V4H173V0H163V5H164V7H162V3H160L161 4V7L160 6H157V4H155L154 6H156L155 7V9H158V10H155V9H153L154 8V6L152 5V6H147L146 7V13H148V12H150V15H149V17H151L152 19L154 18L155 20H158L157 22L160 24V26H159V29L161 28H165V24H164V22L166 21V18H170V17H167V16H172V18L174 17V15H175V17L177 16V14L179 15V13H180V11L182 12V13H180V14H182L184 17H182V19L184 20L183 22H181L182 21V19H180L181 18V16L182 15H179V16H177L175 19V21H173L174 19H172V18H170V19H167V22L169 21V20H171V22L173 23H171L172 24V28H175V30L174 29H172L174 32L176 31V36H177V33L179 34V35H181L182 34V31H185L186 33H187V35H189L190 33L191 34H193V32H192V30L191 29H189V28H191V26L193 25V23L195 24V23H198V22H200L201 24H203L204 26L207 24V22H208V16L206 15V14H203V15H201V17H200V15H198V17L197 16H195V15H192V10H195L197 7H200L201 5H203ZM254 3V2H253ZM26 4H28V5H26ZM94 4V6H92V5ZM100 4V5H99ZM119 4V5H118ZM185 4V5H184ZM196 4H198V6L196 5ZM223 4H225V3H221V12L223 13L224 12V10L226 9V7L227 6H225V5H223ZM29 5L31 6V7H29ZM68 5V6H67ZM74 6V8H72L73 6ZM88 7H87V6ZM89 5H91V7L89 6ZM98 5V6H97ZM104 5V6H103ZM120 5H122V6H120ZM171 5H173L172 7H171ZM8 6V7H7ZM52 6H53V8H52ZM99 6H103V7H105L104 9L105 10H107L108 11V8H110V12L108 11H106V17L107 18H109L108 20L106 19V18H102L101 20H103V21H101V23H102V25L103 26H107V25H109L110 27L108 28L107 27V29H109L108 31H107V33H106V36L105 37H101V35H99V37H100V39H98L99 37H97V36H95V38L93 39V37H92V42L95 40V42L94 43H97L98 41V44L99 45H97V46H99V47H94V46H96L95 44H94V46L92 47L91 46V48L90 49H92L91 51H90V49L88 50H86L85 49V53H86V55H84V58L81 60V59H79V61L78 60H76V62H75V64L72 62L71 63V65L70 66H72V67H70V66H64V67H62L61 65H60V60L62 59V56H63V53L62 52H64V49L65 50H68V48H69V51H71V50H79V48H82V46L84 45L82 42H84L85 43V41H87L88 39H89V37L85 34H79V33H77L76 31H77V28L80 26H82L84 23H86V24H91V23H93L94 22V19H95V16H96V9L99 7ZM107 6H109V7H107ZM170 6V7H169ZM184 6L186 7V8H184ZM239 6V5H238ZM252 6V5H251ZM3 7V8H2ZM25 7V8H24ZM27 7V8H26ZM64 7H65V9L67 10H65L64 9ZM80 7V10H82V11H80V10H77L76 11V13H75V10H74V12H73V9H75V8H79ZM93 7V8H92ZM125 8V10H124V8ZM153 7V8H152ZM158 7V8H157ZM17 8V9H16ZM46 8V9H45ZM58 8H59V14H57L56 12L58 11ZM85 8V9H84ZM88 10H87V9ZM121 8H122V10H121ZM164 8V9H163ZM173 8V9H172ZM237 8V9H238ZM261 10H259L258 9V7H256V9H257V11L259 12L258 14H260L259 16H256V14L254 15V16H256L255 18H257L258 19V17H261V16H263L264 17V12H263V8L264 7H259ZM12 9V10H11ZM26 9V10H25ZM29 9H31L30 11H29ZM57 9V11H55ZM92 9V10H91ZM151 9V10H150ZM170 9H172V10H170ZM183 9V10H182ZM250 9V8H249ZM14 10V11H13ZM19 10V11H18ZM127 10H129V11H127ZM133 10V11H132ZM166 10H168V12L169 13H167L166 12ZM239 10V9H238ZM238 10H236L235 9V11L236 12H238L239 13V15L238 16H241L240 17V21H242V22H245L246 20L245 19H242L241 20V18H242V15H240V13L241 12H239ZM45 11V12H44ZM62 11V12H61ZM79 11V12H78ZM86 11V12H85ZM93 11V12H92ZM94 11H95V13H94ZM153 11V12H152ZM157 11H162L161 13L160 12H157ZM165 11V14L167 13V15H164V12ZM179 11V12H178ZM188 11V12H187ZM231 11V10H230ZM233 11V10H232ZM231 11V12H232ZM245 11H247V10H245ZM17 12V13H16ZM19 12V13H18ZM24 12H26V14L24 13ZM69 12V13H68ZM85 12V13H84ZM87 12H88V14H87ZM125 12V13H124ZM129 12V13H128ZM154 12H155V14H154ZM157 12V13H156ZM172 12V13H171ZM186 12V13H185ZM232 13V14H234L233 16V18H231V16H232V14L231 13H229L230 14V17L229 18H231V19H227V20H233V19H235L236 17V14L237 13ZM244 11H242V14H244L243 13ZM250 11H248V13H249ZM262 12V13H261ZM21 13H23V14H21ZM66 13V14H65ZM132 13V14H131ZM144 13H145V11H144ZM145 13V14H146ZM257 13V12H256ZM19 14H21V16L19 15ZM48 14L50 15V14H52V16H54L55 17V19H56V21L59 23V24H57L54 20L55 19H53V21L56 23H54L53 21V25H54V27H53V25H51L50 24V20H52V19H48L50 16H48ZM54 14V15H53ZM61 14H63V16L61 15ZM68 14H69V16H68ZM71 14V15H70ZM149 14V13H148ZM148 14H146V15H148ZM170 14V15H169ZM185 14H187L186 16H185ZM245 14H247V13H245ZM22 15L24 16V19L23 18H21L22 17ZM85 15V16H84ZM94 15V16H93ZM127 15V17H125ZM145 15V16H146ZM159 15H162V17L161 16H159ZM223 15H224V13H223ZM58 16V17H57ZM60 16H62V17H64L65 16V18L67 19H64V18H62V17H60ZM89 16V17H88ZM104 15H102V17H103ZM104 16V17H105ZM156 16V17H155ZM166 16V17H165ZM204 16V17H203ZM205 16H206V18H205ZM222 16V15H221ZM91 17V18H90ZM147 17V16H146ZM164 17V18H163ZM178 17H179V21H178ZM187 17V18H186ZM197 17V18H196ZM27 20H26V19ZM58 18V19H57ZM88 20H87V19ZM90 18V19H89ZM128 18V19H127ZM148 18V17H147ZM163 18V19H162ZM186 18V19H185ZM201 18V19H200ZM253 18V17H252ZM253 19L252 20V22H254L255 24H256V22L258 21V20H256V19ZM13 19H14V21H17V22H19L18 21V19L20 20V23H17V22H12L13 21ZM64 19V21H60V20H63ZM106 19V20H105ZM125 21H123V20ZM154 19H153V21H154ZM165 19V20H164ZM12 20V21H11ZM69 20V21H68ZM160 20V21H159ZM161 20H163V21H161ZM181 20V21H180ZM188 20V21H187ZM239 19H237V21L236 20H233L234 21V23L233 22H229L228 21V24L226 25V26H224L225 27V29L227 28L228 30L230 29V31L231 32H233V34H234V36H233V34L231 35V32H229V31H227L230 35H231V37H230V35H229V37H228V33H226V38H228V40H227V43H226V39L224 40V42L223 43H226L227 44V48H229L228 50H226L225 49V52L226 51H228V54H229V52H231L229 55H227V53H226V56H227V58H229V56L231 57V58H237L238 57V59H240V60H242L241 58L244 56H247V55H250V54H255V56L257 55V56H259L260 55V52L261 51H257L256 50V52H252L253 50L255 51V49H252V48H248L249 50H246V51H244L243 49H241V51L240 50H237L236 48H240L239 46H238V44H239V41L240 40H238V39H240V31H239V29H240V27H239V29H237L238 27H237V25H239L238 24V21ZM245 20V21H244ZM259 20H261V18L259 19ZM262 20H263V18H262ZM6 21V22H5ZM7 21H10L9 23L10 24H8L7 23ZM22 21H27L26 23L25 22H22ZM66 21V22H65ZM86 21V22H85ZM91 21V22H90ZM176 21H178L177 23H176ZM187 21V22H186ZM237 23H236V22ZM264 21V20H263ZM51 22V23H52ZM65 22V23H64ZM109 22V23H108ZM120 22H121V24H120ZM241 22V23H242ZM259 22V21H258ZM257 22V23H258ZM12 23V24H11ZM16 23V24H15ZM24 23V24H23ZM82 25H81V24ZM105 23H107V25L105 24ZM227 23V22H226ZM240 23V22H239ZM247 23H248V21H247ZM246 22H245V24H247ZM254 23H252L251 25H253V27H254ZM2 24V25H3ZM15 24V26H11V25H14ZM26 24V25H25ZM117 24V25H116ZM130 24V23H129ZM144 24V25H143ZM158 24V25H159ZM180 24H182V26L180 25ZM184 24V25H183ZM186 24V25H185ZM264 24V23H263ZM1 25V26H2ZM54 28V30H53V28L51 27V26ZM65 25H67V26H65ZM69 25V26H68ZM85 25V24H84ZM128 25V24H127ZM126 25V26H127ZM140 25V24H139ZM162 25L164 26V27H162ZM22 26V27H23ZM67 27V28H65V27ZM78 26V27H77ZM185 26V27H184ZM186 26H188V29H185V28H187ZM208 26V25H207ZM239 26H241V25H239ZM23 27V31H26L27 30V28H24ZM75 27H77V28H75ZM182 27V28H181ZM184 27V28H183ZM229 27V28H228ZM248 27V26H247ZM51 29L52 28V32H51V34H52V38L55 36V34H56V36H55V40L56 41H53L54 40V38L52 39L50 36H49V29ZM64 28V29H63ZM70 29V30H68V32H67V29ZM73 28V29H72ZM176 28H178V29H176ZM180 28L182 29V30H180ZM7 29V31H5ZM66 29V30H65ZM117 29H119V30H117ZM125 29V28H124ZM142 29V30H141ZM145 29V30H144ZM166 29V28H165ZM254 31H255V29L254 28H252ZM14 30H15V28H14ZM19 30V31H18ZM46 30L48 31L46 34H48L47 36H46V34H45V32H46ZM56 30V31H55ZM57 30L59 31V32H57ZM112 31V32H110L109 33V31ZM138 30H140L141 31V33L143 34V37H145V39L143 38V40H141L140 38H137V34H135L134 33V31L135 32H137ZM187 30V31H186ZM236 30V31H235ZM237 30H238V32H237ZM251 30V27L249 28L248 27V31L250 32V33H254L252 30ZM22 31V32H23ZM28 31V30H27ZM54 31L56 32L55 34H53L54 33ZM115 31H116V33H115ZM122 31H123V34H122ZM129 31H130V29H129ZM139 31V32H140ZM181 31V32H180ZM190 31V32H189ZM235 31V32H234ZM5 32V33H4ZM63 32V33H62ZM64 32H66V34H64ZM121 32V33H120ZM69 33V34H68ZM120 34V36H117V37H119L118 39H117V37L116 36H114V35H119ZM129 33V34H128ZM145 33V34H144ZM181 33V34H180ZM30 34V33H29ZM63 34V35H62ZM113 34V35H112ZM191 34H190V36H191ZM264 32L261 34V38L264 40ZM54 35V36H53ZM58 35H59V37H58ZM129 35H130V37H129ZM7 36V37H6ZM50 37V39H49V37ZM64 36V37H63ZM92 36V35H91ZM124 36V37H123ZM240 36V37H239ZM4 37H6V38H4ZM57 37V38H56ZM97 37V38H96ZM122 37V38H121ZM125 37H126V40H125ZM209 37V38H208ZM207 37V39L205 38V48H206V51H210V49L214 46V45H216V43L218 42V41H214V38L212 37V36H208ZM233 37V38H232ZM9 38V39H8ZM48 38V39H47ZM60 38H62V39H60ZM91 38V37H90ZM134 38V39H133ZM230 38H232V39H230ZM96 39H97V41H96ZM118 41H117V40ZM120 39V40H119ZM127 39L129 40V42H126L127 41ZM213 41H212V40ZM6 40V41H5ZM57 40H59L58 42H57ZM262 40V41H263ZM49 41V42H48ZM115 41V42H114ZM122 41V42H121ZM177 42V41H176ZM210 42V44H208ZM214 42V43H213ZM235 42V43H234ZM60 43V44H59ZM80 43H81V45H80ZM109 43V44H108ZM113 43H114V45H113ZM129 43V44H128ZM130 43L132 44V45H130ZM213 43V44H212ZM230 43V44H229ZM233 43V44H232ZM237 43V44H236ZM241 43V42H240ZM51 44V45H50ZM58 44V45H57ZM60 45H63V46H61L60 47ZM101 45H102V47H101ZM104 45V46H103ZM121 45V46H120ZM124 45V46H123ZM128 45V46H127ZM178 45H179V43H178ZM213 45V46H212ZM233 45V46H232ZM52 46H54V48H55V46H56V52L55 51H53V49L54 48H52L51 49V47ZM59 46V47H58ZM114 46V47H113ZM180 46V45H179ZM210 46V47H209ZM238 46V47H237ZM64 47V49H62ZM128 47V48H127ZM130 47V48H129ZM133 47V48H132ZM247 47L248 46H246V49H247ZM15 48V49H14ZM51 49V50H49V49ZM60 48V50L62 51L61 53L58 51V49ZM72 48V49H71ZM75 48V49H74ZM76 48H78V49H76ZM93 48H95V49H93ZM117 50H116V49ZM118 48H119V50H118ZM125 48H126V50H125ZM208 48V49H207ZM244 48V47H243ZM10 49H12V50H10ZM47 51H46V50ZM99 50V52H98V50ZM115 49V50H114ZM231 49V50H230ZM43 50L46 52V54H45V52L44 53H42L43 52ZM94 50V51H93ZM187 49H185V50H183V52L181 53L180 52V54L182 55V56H184L183 58H187V61H186V58H185V60H184V62H183V64H182V67H180V64H179V66H177V67H175V68H177V69H175L176 70V72H177V70H178V72L179 73H181V68H183V70H185V68H187L186 70H188V68L191 66L189 63L191 62V61H189V58H190V60H193L194 59V56L196 57V52L194 53V51L193 50H191V49H189V50H187ZM230 50V51H229ZM12 51V52H11ZM52 51V52H51ZM108 51H109V53H108ZM128 53H127V52ZM134 51V50H133ZM188 51H190L191 53L193 52L194 54H192V56L190 55V57H189V53H188V55L187 56H185L186 55V53H184V52H188ZM98 52V53H97ZM119 52V53H118ZM131 54H130V53ZM147 52V53H146ZM146 52H144L145 54H144V56H145V58L146 57H150V54L148 53V48H147V51ZM247 52V53H246ZM2 53V54H1ZM10 53H12V54H10ZM41 53H42V55H41ZM100 53V54H99ZM111 53H113V54H111ZM129 54L128 56H126L127 54ZM190 53V54H191ZM250 53V54H249ZM263 53V52H262ZM22 54V55H21ZM27 54V58L24 56V55H26ZM36 54V55H35ZM60 54V55H59ZM163 54V55H162ZM166 54H167V52H166ZM166 54H164V52H162V51H160V52H156V56H158L159 58H164V57H166V60H171L172 58L171 57H169L168 55L166 56ZM179 54V55H180ZM233 54V55H232ZM238 54H240V55H238ZM89 55V56H88ZM114 55V56H113ZM116 55V56H115ZM119 55V56H118ZM143 55V51H142V54H141V56ZM149 55V56H148ZM151 55H153V54H151ZM198 55V57H199V54H197ZM232 55V56H231ZM243 55V56H242ZM262 55H264V53L262 54ZM20 56H22V57H25L26 58V60L24 61L23 60V58H21ZM60 56V57H59ZM87 56V57H86ZM106 56V57H105ZM144 56H143V58H144ZM214 56V57H213ZM222 56V55H221ZM221 56H219V55H211L210 57L208 56V57H206V59L208 58L209 59V62H211L212 60L213 61H216V60H220V59H224V57L225 56H222L223 58H221ZM254 56V57H255ZM256 56V57H257ZM34 57V58H33ZM38 57H40V59H38ZM56 57H57V59L59 58V60L57 61V59H56ZM191 57H193V59H191ZM243 57V58H244ZM262 57V56H261ZM24 58V59H25ZM33 58V59H32ZM44 59V60H42V59ZM61 58V59H60ZM110 58V59H109ZM120 58H121V60H120ZM226 58V57H225ZM260 58V57H259ZM54 59V60H53ZM55 59H56V61H55ZM198 59H201L200 57L198 58ZM207 59V60H208ZM211 59V60H210ZM230 59V58H229ZM30 60V61H29ZM81 60V61H80ZM114 60V61H113ZM196 60V58L193 60V61H195ZM257 60H258V58H257ZM49 61H50V63H49ZM53 63H52V62ZM192 61V62H193ZM245 60L243 59V63L240 61V65H241V67L244 69V68H246V69H244L245 71H243V74H245V75H243L242 76V68L240 69V73H238V71H236V70H234L235 72H237V73H235L234 71H233V73H230L229 74V72L226 74L225 72V74L227 75V77H226V75H220L221 77H225V78H229V80L230 79H232V81H241V82H245V83H247V84H249V86L251 87H249V88H246L244 91H241V93L240 92H237V91H235V92H230V91H228L229 92V94H226V95H224V94H222V97L223 98H221L220 97V94L219 93H217L216 95H219L218 96V99H217V101H215V99L213 100V98H214V94H213V96L211 95L212 93H213V91L211 90V86L213 85L212 83H211V86L207 89V91L206 90H204V92L201 90L200 92H198V94H200V95H196L195 96V99H193L192 101H190V102H192L191 104L190 103H188L187 104V106H185L184 107V111H181L182 109H179V111L181 112V113H183L184 112V114L188 111V109H186V107L187 108H189V110L191 109V110H194V109H192V107H194L195 109H196V105H201V102L199 103V100L201 99V101L203 100V99H205V98H208V99H210L208 96H211L212 98H211V102H212V104H211V107L213 106V109H215L214 108V106L216 107V109H221L220 108V105H223V104H225V105H223V106H226V101L228 102V104H232L234 101H235V98H237L236 100H239V99H241V100H243V102H245L246 104H245V107H246V110H248L247 111V113L245 114V116H247V117H249V118H247L248 119V121H246L247 119H246V117L245 116H243V117H245V119L242 117V115H240V112L239 111H234V110H231L230 112H228V116H225L224 117V119L222 118L221 119V125H222V127L219 129H217L218 130V132L217 131H215L214 132V134H213V141H212V143L211 144H208V146H201V148H200V146L198 145L196 148H198V149H201V152H205V153H208V155H212V156H208V161L207 162H203L202 164H199V165H195V170L193 171L192 169H190V172H188V171H186L187 170V168H185L184 167V165H182L181 167H175V169L173 168V169H171L175 174H177L178 175V177H177V179L179 180L177 183H175L176 181L175 180H177V179H175L174 180V183H173V186H172V189L173 188H175V190L178 192V190L181 188V187H179L180 185L181 186H183V188L182 189H184L185 190V192H180V193H184L185 195H190V196H187L188 198L189 197H191V196H193L192 198H190V199H192V201H195V203H196V201L198 202L197 204H195L194 202H192L191 200L189 201V205H191V203H194L195 205H198L199 206V204H201L200 205V210H199V213H197V214H200V216L198 217L197 216V214H196V212L194 213V210L195 211H198V209H199V207L198 206H194V204H192L191 206H188V205H186L187 203H188V201L186 200V199H188L186 196H184L183 198L184 199H182V201H181V203L183 204L184 202H185V200L187 201L185 204H183V205H181V203H180V205L178 206L176 203H171V201L169 202V203H171L172 204V206H174V204H176L175 206H177V208H173L172 206H171V209H170V206L168 205V208L170 209V210H167L168 212L170 211V212H174L176 209H177V211H179L178 212V214L180 215L179 217H175L176 216V212L174 213L175 214V216H172L171 214H165V217H166V219H165V217L164 216H162V218L165 220H163V227H165V224H166V222L168 221V224H167V226H168V230L167 231H172V232H174V235L172 234V236L173 237H170V235L166 232V234L167 235H169V237L167 238V237H165L166 236V234L165 233H163L164 235H162V236H160L161 238H159V242H160V239H164L165 241L164 242H162L161 241V243L163 244H169V242H170V245L172 244L171 243V241H169L168 242V239L170 238V239H172L173 238V241L175 240V238L174 237H176V236H178L179 237V235H180V233L182 232L180 229L177 231L176 229L177 228H175V226H176V224L178 225V226H180V224L181 223H183L182 221H185V223H184V225H190V224H188L187 222H186V220L188 219V217L190 218V219H188V220H191V219H193V217H195L194 215L196 214V220H195V218H194V221L192 222V221H190V223H191V226H192V224H193V226L191 227V226H186V227H184L183 228V230L184 229H186V228H188V229H186V230H188L189 232H191L190 230H192V234H190L189 232H186V230H185V232L186 233H189V235H191V239L193 238V235H194V240L192 239L191 241H192V243H194L193 244V246H194V248L191 250V252L192 251H195V253L194 252H192L191 254H192V259H194L193 261H192V259H191V261H189L190 262V264L192 263V264H197L198 262H196V263H193V262H195L197 259L195 258V257H197L198 256V254H200V253H203L204 254V250H205V253L208 255L206 258H205V264L207 263H209V264H213V262L215 263V264H230L231 263V261H232V264H235V263H233V262H236V264L238 263V264H240L241 262V264H251L252 262V264H264V261H263V263L262 262H260V260L262 261V255H264V212H263V210H264V205L263 204H260L262 201H264V185H261V184H263L264 183V180H261L262 178H258L259 176H260V174H261V176L260 177H263V179H264V172H263V168L264 167H262V166H264L263 165V163H264V158L262 159L261 157H259L261 154L264 156V154H263V152H264V148H262V147H264V135L262 136V134H264V132H262V131H264V121H262V119L264 120V95L262 94V93H260L257 89H256V86L258 85L257 84V82L256 81H253L256 77H254V76H252V73L251 72H249L250 70V68H252L253 69V66L252 67H250L248 64H250L251 65V63L250 62H248V64H247V62L245 61ZM47 62H48V64H47ZM57 62V63H56ZM116 62V63H115ZM185 62H187V64L185 63ZM254 62L256 63V61L254 60ZM100 63V64H99ZM109 63V64H108ZM127 63H128V60H127ZM255 63H252V64H255ZM50 64V65H49ZM73 64V65H72ZM77 64V65H76ZM98 64V65H97ZM119 64V65H118ZM185 64L188 66H186V67H184L185 66ZM47 65H49V67L47 66ZM53 65H55V66H53ZM56 65H58V66H56ZM245 65V66H244ZM256 65V64H255ZM51 66H52V68H51ZM90 66V67H89ZM107 66H109V68L107 67ZM115 66V67H114ZM247 66H248V68H247ZM11 67V68H10ZM60 67V68H59ZM67 67H69V68H67ZM86 67V68H85ZM107 69H106V68ZM114 67V68H113ZM61 68H62V70H61ZM64 68V69H63ZM103 68H104V72H106V73H104L103 72ZM111 68V69H110ZM174 68V67H173ZM173 68L171 67V69H170V67L168 68V70H170L169 71V73H167V75H170V74H173V71H175V70H173ZM179 68V69H178ZM255 68H256V66H255ZM13 69V70H12ZM52 69V70H51ZM100 70V72L102 73V74H104V75H102L103 77H104V82L102 81V85H103V87L102 88H104L105 86V84L107 85L106 86V89L104 88V92L103 91H101V86L102 85H100V84H98L99 86L96 88V89H94L93 91H95V93L93 92L92 94H88V92H83L82 93V90H80V81L82 80H84V79H86L87 77H88V79L91 77V75L95 72V70ZM257 69V68H256ZM29 70H31V71H29ZM37 71L38 70V72L40 71V73L41 72H43V74L41 75L40 73L39 74H37V75H39V77H38V79H36V80H34V78H32L31 76L33 75V73H38V72H34V71ZM49 70V71H48ZM59 70H60V72H59ZM96 70V71H97ZM113 70V71H112ZM168 70H167V72H168ZM185 70V71H186ZM258 70V69H257ZM57 71H58V73H57ZM84 71V72H83ZM94 71V72H93ZM140 71V72H139ZM143 71V72H142ZM246 71H247V73H246ZM251 71H253V73L255 74L257 71H254V70H251ZM54 72V75H52V73ZM93 72V73H92ZM110 72H111V74H110ZM223 72V71H222ZM227 72V71H226ZM45 73V74H44ZM51 73V74H50ZM86 73V74H85ZM115 73V74H114ZM141 73V74H140ZM182 73H183V71H182ZM260 72H257V75H259L260 76V74H259ZM49 75V76H51L50 78L52 79V80H54V82H52V80L51 81H48L49 83H47V81H46V78H43L44 77V75H45V77H47V75ZM91 74V75H90ZM106 74H107V78H106ZM212 74H215V72H213ZM217 74V73H216ZM211 75V77L210 76H208V77H210L209 78V80L211 79L212 81L215 79L216 81H217V78L219 79V75L217 74V75ZM231 74L233 75V77L231 76ZM248 74H249V76H248ZM77 75V76H76ZM111 77H110V76ZM116 75H117V78H116ZM128 75H130V76H128ZM137 75V76H136ZM240 75V76H239ZM251 75V76H250ZM256 75V74H255ZM43 76V77H42ZM100 76H101V74H100ZM115 76V77H114ZM119 76V77H118ZM127 76H128V78H127ZM132 76H133V80L131 81V79H132ZM198 76V75H197ZM31 77V78H30ZM53 77V78H52ZM56 77V78H55ZM57 77L59 78V79H57ZM68 77V78H67ZM83 77H85V78H83ZM113 77V78H112ZM131 79H130V78ZM202 77V79L200 78V76L198 77V79L199 80H204V79H207L208 77L207 76H205V78H204V76H201ZM216 77V78H215ZM220 77V78H221ZM231 77V78H230ZM237 77V78H236ZM240 77V78H239ZM241 77H245V79L244 78H241ZM248 77H250V80L248 79ZM251 77H254L253 79H251ZM12 78H15V80H13ZM41 78V79H40ZM110 78H111V80H110ZM118 78H120V80L118 79ZM124 79L125 78V80H126V82H127V80L128 81H130L131 82V84L130 85H132V86H130L129 85V88L127 89V85H125V88L124 89H122L123 87H121V89L120 90H122V94H121V91L120 90H116V89H118L115 85L118 83V81L119 82H122L123 80H121V79ZM239 78V79H238ZM258 78L259 77H257L256 79L258 80ZM11 79V80H10ZM19 81H18V80ZM21 79V80H20ZM46 81H44V80ZM109 79V80H108ZM114 79V80H113ZM248 79V80H247ZM7 80V81H6ZM8 80H10V81H8ZM13 80V81H12ZM56 80V81H55ZM80 80V81H79ZM107 80H108V82H107ZM116 80V81H115ZM124 80V81H125ZM220 80V79H219ZM218 80V81H219ZM252 80V81H251ZM26 81H27V83H26ZM212 81H210V82H212ZM215 81V82H216ZM224 81V80H223ZM231 81V80H230ZM249 81V82H248ZM17 83L18 84V86L17 85H14V83ZM78 82V83H77ZM111 82H113L112 84H109V83H111ZM225 82V81H224ZM227 82V81H226ZM256 82V83H255ZM25 83V84H24ZM73 83V84H72ZM82 83V82H81ZM115 83V84H114ZM128 83V82H127ZM133 83V84H132ZM2 84V85H1ZM19 85H21L22 87H20ZM68 85V86H67ZM79 87H77V86ZM108 85L109 86H111V85H113L114 87H116V88H114L113 86H112V88H110V93L109 92H107L109 89V87H108ZM17 86V87H16ZM19 87V88H18ZM252 87H253V89H252ZM136 88V90H134V89ZM214 88V87H213ZM15 89V90H14ZM66 89H67V91H66ZM70 89H72V90H70ZM108 89V90H107ZM116 90V92L114 93V91ZM127 89V90H126ZM215 89V88H214ZM213 89V90H214ZM77 90V91H76ZM98 90V91H97ZM100 90V91H99ZM105 90H107V91H105ZM125 92H124V91ZM208 90H211V92L210 91H208ZM252 90V91H251ZM257 90V91H256ZM68 91L70 92V95L71 94H74L75 95V100H74V108L72 107H70V105H69V108H68V112H67V116H66V118L68 117V119H67V121L68 122H66L65 120L66 119H64V120H61L62 118H59L60 116H58V115H56V113L59 111L58 110V108L60 109L61 107H62V105L65 103V101H66V96H68L69 94H68ZM126 91H127V93L128 92H130L131 91V93H128V94H126ZM135 91H137L136 92V94L134 93ZM251 91V92H250ZM256 91V92H255ZM47 92V93H46ZM60 92V93H59ZM65 92V93H64ZM101 92H102V94H103V99L101 98V96H102V94H101ZM109 93V94H107V93ZM215 92V91H214ZM250 92V93H249ZM101 94V95H98V94ZM118 93V94H117ZM120 93V94H119ZM153 92H151V94H152ZM209 93V94H208ZM225 93V92H224ZM233 93H234V95H233ZM13 94V95H12ZM88 94V96H87V98L89 99V101L91 100L90 98H93V97H95L96 95H98V96H100V97H98L97 96V99H99V100H101V102H103V103H99V100H97L96 101V98L93 100H91V102L89 103V102H87L88 101V99H85L86 98V95ZM94 94V95H93ZM111 94V95H110ZM117 94V95H116ZM124 94V95H123ZM132 96H131V95ZM202 94V95H201ZM247 94V95H246ZM10 95H12L13 96V98H9V96ZM58 95V96H57ZM82 95V96H81ZM85 95V96H84ZM105 95V96H104ZM109 97H108V96ZM113 95H114V98H113ZM121 95V96H120ZM155 95V93H153L152 94V96H153V98L155 97V99L157 98L156 96H154ZM224 95V96H223ZM229 95H231V96H228ZM243 95V96H242ZM253 95H254V97H253ZM259 95V96H258ZM7 96V97H6ZM44 96V97H43ZM51 96V97H50ZM78 96H79V99H78ZM89 96H90V98H89ZM107 96V97H106ZM111 96H112V98H111ZM116 96V97H115ZM126 96H128L127 98H129V99H127V98H124L123 99V97H126ZM207 96V97H206ZM235 96V97H234ZM255 96H257V98H255ZM49 97H50V99H49ZM215 97H217V96H215ZM220 97V98H219ZM239 97V98H238ZM2 98V99H1ZM8 98V99H7ZM58 98V99H57ZM63 98H64V101H62L63 100ZM106 98H107V100H106ZM115 98H116V101H115ZM232 98V99H231ZM234 98V99H233ZM248 98H249V100H248ZM16 101H15V100ZM39 99H40V101H39ZM109 99H111V100H109ZM207 99V100H208ZM222 99H224V100H222ZM230 99V100H229ZM252 99V100H251ZM61 100V101H60ZM104 100V101H103ZM108 101V102H106V101ZM145 99H141V98H139V100H138V102H140L142 105H144V104H146V101H144ZM206 100V99H205ZM204 100V101H205ZM232 100V102H230ZM246 100V101H245ZM255 100V101H254ZM76 101V102H75ZM142 101H144V103H142ZM197 103H196V102ZM213 101H215L214 103H213ZM225 103H224V102ZM250 101V103H249V105L251 106V108L249 107V105H248V102ZM252 101V102H251ZM257 101V102H256ZM13 102V103H12ZM17 102V103H16ZM50 102V103H49ZM64 102V103H63ZM81 102L84 104V106L86 107L87 105V109H88V107H89V111L83 106V104L81 105ZM88 103V104H85V103ZM92 102H94L93 103V105L95 106H93L94 107V109L96 108L97 110H101L100 111V118H101V120L98 118V115H99V111L97 112V110L95 109V110H93V108H92V110L93 111H91V106H90V104L92 105ZM105 102H106V104H105ZM133 101H130L129 102V105H131V103H132ZM258 102L260 103V104H258ZM28 103H30V104H32V105H30V104H28ZM59 103V104H58ZM107 103H109V105L107 104ZM135 102H133V104H134ZM139 103V104H140ZM196 103V104H195ZM202 103H204L203 101H202ZM220 103V104H219ZM24 104H27V105H24ZM41 104V105H40ZM55 105V107L53 106V105ZM99 104V105H98ZM102 104L105 106H102ZM117 104V103H116ZM115 104V105H116ZM209 104H210V102H209ZM262 104V105H261ZM37 105V106H36ZM101 105V106H100ZM259 105H261V106H259ZM4 108H3V107ZM28 106V107H27ZM51 106V107H50ZM64 106V105H63ZM79 106H82V110L80 109V107ZM97 106V107H96ZM111 107V109H112V111L110 110V108H108V107ZM210 106V105H209ZM209 106H207L206 108H208ZM47 107V108H46ZM78 107H79V110H78ZM99 107V108H98ZM101 107H103V108H101ZM124 107V106H123ZM211 107H210V109H211ZM228 107H230L229 105H228ZM30 108V109H29ZM42 108V109H41ZM51 108V109H50ZM54 108H56V109H54ZM71 108V109H70ZM224 108V107H223ZM29 109V110H28ZM260 109H262V112H261V110ZM54 110V111H53ZM83 110H86V112H90L88 115H91V117L92 118H96V116H97V118L96 119H92V121H98V122H95V124L92 122V124H91V121H89V120H91V117L90 116H86V112H85V116L87 117H85V120H86V122H84V120H82V118H81V120L80 121H82V122H80V121H78V122H76V120L74 119L75 118V115H77V119H79L82 115H83ZM104 110L106 111V112H104ZM108 110V111H107ZM187 110V111H186ZM190 110V111H191ZM30 111V112H29ZM69 111H70V114H69ZM80 113H79V112ZM195 111V110H194ZM214 110H212L211 112L210 111H208L209 113H206V117L208 116V115H211L212 114V112H213ZM47 112H49V113H47ZM52 112V113H51ZM71 112H73V113H71ZM76 112H77V114H76ZM82 112V113H81ZM93 112H95V114L93 113ZM192 112V111H191ZM191 112H187L188 114L189 113H191ZM55 113V117L53 116V114ZM79 113V114H78ZM192 113H194V112H192ZM214 113V112H213ZM254 113V115H252ZM256 113V114H255ZM261 113V114H260ZM2 114V115H1ZM48 114H49V116H48ZM59 114V113H58ZM82 114V115H81ZM96 114H98V115H96ZM105 114V115H104ZM107 114H109L108 116H107ZM236 114V115H235ZM15 115V116H14ZM73 115V116H72ZM101 115L102 116H105V120L101 117ZM231 115V116H230ZM262 115V116H261ZM8 116V117H7ZM35 116V117H34ZM46 116H48V117H46ZM50 116L51 117H53V118H50ZM56 116H57V118H56ZM93 116H95V117H93ZM14 118L15 119V121L14 122H8V119L7 118ZM27 117V118H26ZM38 117H43V118H38ZM73 118V122H72V120H69L70 118ZM107 117V118H106ZM120 117H122V115L120 114ZM229 117H231L230 119H229ZM235 117V118H234ZM108 118H110L109 120H108ZM161 118H163L162 117V115L160 116V118H158L157 120H158V124L156 125V126H158V129L155 127H153L152 128V132L150 131L149 132V137L147 138V136H146V143H144L145 141H144V137L142 136L140 139H139V141H141V145L139 144V141L137 140V141H132V140H129L130 138H128L127 136H130V135H127V136H125V140H126V143H125V140L124 139H121L120 138V140H119V142H121V143H123V152L124 153H127V155H129L130 156V154H128V153H138L139 154V152H140V156H143V157H146L147 158V160H146V163H145V167H141L140 169L139 168H137L138 169V172L140 173V175H142V177L147 181L146 182V184H144L143 185V187L141 188V190H142V193H144V192H146V194H142L143 196L145 195V196H147L148 195V193H151V192H153V190H154V192L155 191H157V189H158V186L160 187V189H161V187H162V184H161V182H160V185H159V183H156V185L153 183V181H152V179H153V177H154V175L156 174V173H154V172H157V167H156V165H155V159H156V157H157V154H158V152L160 151V148H158V146L159 147H161V143H162V141L164 140V135L163 134H166V133H164V131H165V129H166V120L165 121H163V119H161ZM255 118V119H254ZM20 119V120H19ZM26 119V120H25ZM52 119V120H51ZM54 119L56 120V122L54 121ZM118 119H119V117H118ZM153 119H155V117L153 118ZM162 120L163 121V124H164V126L165 127H163V124L161 125L162 126V128H160L161 126H160V122L162 123V121H159V120ZM194 120L196 119V118H193ZM208 119V118H207ZM207 119L205 118H203V119H201L202 121V123L201 122H199L197 119L195 120V121H197V122H195L194 120H193V123L194 124H192V128L190 127V128H183V129H181L182 127H180V128H178L179 129V131L180 132H182V134L184 135V136H186L187 135V133H188V131H189V133H188V135H190V136H201V135H206L207 136V138H209V134H208V131H209V129H211L212 128V126H214V125H212L211 126V123L212 122H210L209 120H210V118L208 119V121H207ZM226 119V120H225ZM229 119V120H228ZM232 119V121H230ZM242 119V120H241ZM51 121V122H53V123H51V122H49V121ZM110 120H112V121H110ZM222 120H223V122H222ZM235 120H237V122L235 121ZM251 120V121H250ZM20 121V122H19ZM23 121L25 122V121H29V122H31L32 123V126H37V127H40V125L42 126V128L41 129H37V127L36 128H34V127H27V126H24V123H23ZM33 121H35V122H33ZM38 121H44L45 122V124L43 125V122H41V124L40 123H37ZM58 121V122H57ZM63 121V122H62ZM100 121V122H99ZM109 121V122H108ZM242 121L244 122V125L247 127H245V129L246 130H244V132H241V131H239V129H236V128H240V125L242 124ZM254 121V122H253ZM258 121V122H257ZM261 121V124H260V127L262 128H259V129H256L257 128V125H259V122ZM230 122L232 123V124H234V125H232V124H230ZM236 122V123H235ZM252 123L251 125L250 124H248V123ZM65 123V124H64ZM97 123V124H96ZM195 123H197V125H195ZM228 123V124H227ZM257 123V124H256ZM23 124V125H22ZM38 124H40L39 126H38ZM49 124V125H48ZM109 124V125H108ZM202 124H204L205 126H206V128H205V131H207V132H205L204 131V128L203 127H201L202 126ZM210 124V125H209ZM227 124V125H226ZM237 124V125H236ZM248 124V125H247ZM253 124H255V128H254V125ZM19 125V126H18ZM20 125H22V126H24V128L22 129V126H20ZM50 125H52V127L50 126ZM72 125H74V124H72ZM71 125V126H72ZM226 125V126H225ZM43 126H45V128L43 127ZM53 126H55V128L53 127ZM66 126V127H67ZM195 126V127H194ZM197 126H198V128H200V129H198L197 128ZM208 126V127H207ZM235 126V127H234ZM75 128H73V127H70V130H71V134H72V132H73V134H72V136L74 135H76L77 134V132H76V130L78 131V133H79V130L76 128V126H74ZM226 127V128H225ZM229 127V128H228ZM232 127V128H231ZM12 128V129H11ZM15 128V129H14ZM33 128H34V130H33ZM44 128V129H43ZM196 128V129H195ZM203 128V129H202ZM249 128H250V130H249ZM8 129V130H7ZM27 129H29L28 130V132L27 131H25V130H27ZM30 129H32L33 131H34V133H32L31 132V130ZM153 129H154V131H153ZM156 129V130H155ZM161 129V130H160ZM260 129H261V131H260ZM16 130H18V131H16ZM20 130L22 131L21 133L23 134L24 133V131L26 132V133H28L29 135H30V133H31V135L32 134H34V136L32 137V136H30V138L31 139H29L27 136V134L25 133L24 134V136L20 133ZM37 130H39L37 133H36V135H35V132L37 131ZM74 130H75V132H74ZM185 130V131H184ZM221 130H223L224 132H222ZM230 130V131H229ZM238 130V131H237ZM253 130L254 131H257V135H254V133H253ZM16 131V132H15ZM29 131H30V133H29ZM161 131V132H160ZM201 131V132H200ZM260 131V132H259ZM8 132V133H7ZM10 132V133H9ZM43 132V133H42ZM55 132V131H54ZM58 132V131H57ZM166 132V131H165ZM229 134H228V133ZM233 132H235V134H233ZM241 132V133H240ZM17 133H19V134H17ZM150 133H152L151 135H150ZM161 133V134H160ZM193 133V134H192ZM205 133H207V134H205ZM244 133V134H243ZM253 133V134H252ZM21 134V135H20ZM125 134H127V133H125ZM219 134H220V136L222 137H220L219 136ZM223 134V135H222ZM232 134V135H231ZM240 134V135H239ZM249 134V135H248ZM261 134V135H260ZM11 135V136H10ZM13 135V136H12ZM16 135V136H15ZM162 136V138H161V136ZM211 135V134H210ZM231 135V136H230ZM236 135V136H235ZM241 136V137H239V136ZM244 135L246 136V137H248V138H246V139H244ZM253 135V136H252ZM36 136V138H38ZM72 136H70V138H67V140H66V142H65V145H67L68 147H66L67 149H69V151H68V154H67V156H65V157H63V158H60L61 160H62V162H63V159H64V162L66 163V162H68V161H70V155H71V153H72V151L73 150H75L76 148L77 149H79V147H80V149L81 148H83V145H82V147H81V142L79 143V140H77L78 141V143H76V140H75V138L73 137L72 138ZM151 136V137H150ZM154 136V137H153ZM158 136V137H157ZM160 136V137H159ZM219 136V137H218ZM4 139H3V138ZM7 137V138H6ZM28 138L27 139V142H26V140H24V138ZM41 137V136H40ZM105 137V139H103V142H105V141H107V140H109V141H112V142H110V143H112L113 144V139L111 140V136H104ZM166 137V136H165ZM226 137V138H225ZM238 137V138H237ZM251 137H253V138H251ZM14 140H13V139ZM17 138H19V139H17ZM23 138V139H22ZM54 139H57V137L56 136H54L53 137ZM106 138H107V140H106ZM127 138V139H126ZM156 138V139H155ZM215 138V139H214ZM250 138V139H249ZM256 138V139H255ZM16 139L19 141H16ZM21 139V140H20ZM48 139V140H47ZM119 139V138H118ZM158 139V140H157ZM163 139V140H162ZM220 139H221V141H220ZM258 139V140H257ZM7 142H6V141ZM22 140H24L26 143H28V140H30V141H33V142H30L29 141V143L28 144H25V142L24 141H22ZM72 140V141H71ZM116 140V139H115ZM123 140V141H122ZM230 140V141H229ZM241 140V141H240ZM243 140V141H242ZM253 140H255V143H254V141ZM14 141V142H13ZM21 141H22V143H21ZM47 141H49V142H47ZM57 140H53V142H56ZM109 141H107V142H105V144H107ZM117 141V140H116ZM144 141V142H143ZM153 141H154V143H153ZM158 141H159V143H158ZM228 141V142H227ZM237 143H236V142ZM244 141H246V142H244ZM250 141H253V142H250ZM137 142V143H136ZM152 143V145L151 144H147V143ZM211 142V141H210ZM215 142V143H214ZM223 142V143H222ZM226 142V143H225ZM233 142V143H232ZM2 143V144H1ZM19 143V144H18ZM21 143V144H20ZM24 143V144H23ZM33 143H36V144H33ZM43 143V144H42ZM48 143L49 145V147L47 148V150H46V144ZM67 143V144H66ZM133 144L132 146H130L131 144ZM144 143V144H143ZM216 143H217V145H218V147H217V145H216ZM220 145H219V144ZM235 143V144H234ZM245 143V144H244ZM248 143V144H247ZM257 143V144H256ZM16 144H18V145H16ZM30 144H31V147H26V146H30ZM41 144H42V150L43 151H41ZM73 144V145H72ZM98 144H99V141H98V139H97V141L95 140V145H97L98 146ZM137 146H136V145ZM228 144H229V146H228ZM239 144H242L240 147H239V145L237 146V145ZM263 144V145H262ZM5 145V146H4ZM15 145V146H14ZM22 145V147H20ZM23 145H24V147H23ZM32 145H37L38 146V149H37V152H35L34 150V146H32ZM75 145V146H74ZM127 145H128V147H127ZM145 145V146H144ZM209 145H211V147L209 146ZM223 145V146H222ZM244 145V146H243ZM250 145V146H249ZM19 146V147H18ZM71 146V147H70ZM76 146H78V147H76ZM140 146H142V147H139ZM154 146V147H153ZM225 146V147H224ZM231 146V147H230ZM237 148H236V147ZM245 147V148H243V147ZM248 146V147H247ZM253 146V147H252ZM258 146V147H257ZM4 147V148H3ZM12 147V148H11ZM73 147V148H72ZM137 147V148H136ZM247 147V148H246ZM10 148V149H9ZM19 148V149H18ZM29 148V149H28ZM30 148H32V149H30ZM129 148H132L131 150L129 149ZM135 148V149H134ZM142 148H143V150H144V155H143V150H142ZM146 148V149H145ZM158 150H157V149ZM195 148V147H194ZM230 148H231V150H230ZM234 150H233V149ZM243 148V149H242ZM252 148V149H251ZM45 149V150H44ZM128 149V151H126ZM142 151H141V150ZM147 149H149V150H147ZM197 149V150H198ZM208 149V150H207ZM228 149V150H227ZM244 150V151H240L239 152V150ZM247 149V150H246ZM248 149H250V151H248ZM13 150L15 151V152H13ZM22 150V151H21ZM25 152H24V151ZM126 152H125V151ZM131 152H130V151ZM136 150H138L137 152H136ZM153 150H155V151H153ZM197 150H195V149H192V151L190 150V152H196ZM212 150V152H210ZM216 150V151H215ZM221 152H220V151ZM226 152H224V151ZM227 150V151H226ZM259 150H261V151H259ZM107 150H104V152L103 153H101L100 152V156H99V158H97L98 156L96 155L95 157V160L90 164V163H82V166L81 165H79V167H80V169H81V167H82V169L80 170L79 169V167L78 168H74V170H72V168L73 167H66V172L65 173H61V172H58L57 174H55V173H49V174H46L45 175V179L43 178V179H41V181L43 182V184H46V186H44L40 181V183H41V185L42 186H44L45 188H47V189H45V190H48V189H50L51 190V188L52 187H49L51 184H56V185H59L60 183H64L63 185H65V184H67V185H65V186H75V180H77L78 178L80 179V180H86V179H88V176L90 177V175L91 174H93V176H95V175H97L98 173H100L101 172V169H102V167H103V165H104V163L106 164L107 162H109V161H111V160H114V164L116 165L117 164V162L120 160L119 159V157H117L118 155H116V153H113L112 152V155L110 154L111 152H109V151H107ZM148 151V152H147ZM150 151V152H149ZM214 151V152H213ZM229 151V152H228ZM236 151V152H235ZM247 151V152H246ZM5 152H8V153H5ZM12 152V153H11ZM23 152V153H22ZM34 152V153H33ZM109 152V153H108ZM122 152V151H121ZM122 152V153H123ZM147 153V155H146V153ZM232 152V153H231ZM235 154H234V153ZM239 152V153H238ZM249 152H253L252 154L251 153H249ZM260 152V153H259ZM2 153H4L3 155H2ZM123 153V154H124ZM179 153V152H178ZM215 153H216V155H215ZM238 153V154H237ZM241 153V154H240ZM246 155H245V154ZM8 154V155H7ZM36 154V155H35ZM150 154V155H149ZM218 154V155H217ZM220 154H221V156H220ZM227 155V157H226V155ZM229 154V155H228ZM232 156H231V155ZM244 154V155H243ZM249 154H251L250 156H249ZM254 154V155H253ZM260 154V155H259ZM5 155V156H4ZM22 155V156H21ZM32 155V156H31ZM179 155L180 156H186V154H185V151H182V153H179ZM224 155V156H223ZM239 155H241V156H239ZM255 155H256V157H255ZM259 155V156H258ZM261 155V156H262ZM11 156V157H10ZM114 156H116L119 160L118 161H116V159L117 158H115ZM231 156V157H230ZM248 157V160H247V157ZM15 157V158H14ZM150 157V158H149ZM154 157V158H153ZM214 157V158H213ZM222 157V158H221ZM229 157V158H228ZM241 158V159H238V158ZM250 157V158H249ZM255 157V160H256V158H257V161H254V160H251L252 162H253V164H255V166L249 161L251 158L253 159ZM18 158V159H17ZM115 158V159H114ZM152 158V159H151ZM229 160H228V159ZM233 158V159H232ZM245 158V159H244ZM261 158V159H260ZM3 159V160H2ZM13 159V160H12ZM28 159V160H27ZM38 159V160H37ZM97 159V160H96ZM110 159V160H109ZM154 159V160H153ZM214 159H215V162H214ZM223 159V160H222ZM11 160V161H10ZM18 161L17 163L16 162H13V161ZM27 160V161H26ZM107 160V161H106ZM128 160H130V161H128ZM148 160H150L149 162H148ZM232 160V161H231ZM238 161V163L236 164V162ZM248 161L247 162V167H245L246 165H245V162L246 161ZM260 160V162H263V163H261L260 164V162H258ZM262 160V161H261ZM60 161V160H59ZM103 161H105V162H103ZM227 161H228V163H227ZM6 162V163H5ZM26 162V163H25ZM36 162V163H35ZM63 162V163H64ZM97 162H99V163H97ZM102 162V163H101ZM120 162H121V160H120ZM125 162V163H124ZM124 162H122L121 164H123V165H121L120 163H118L119 165H116L117 167L119 166V168H118V170H117V167L116 168H114L115 167V165H113V168L115 169V170H117L118 172H122V170H120V168L121 169H123V168H126V169H123V171H126V170H129L130 168V171H132V168L134 167V165H135V162H134V160L132 159L131 160V158H128V159H126ZM134 162V163H133ZM231 162H233V163H231ZM242 162V163H241ZM258 162V163H257ZM97 163V164H96ZM127 163V164H126ZM132 163V164H131ZM218 163V164H217ZM222 163H224V164H222ZM230 163H231V165H232V167H231V165H230ZM2 164V165H1ZM25 164V165H24ZM84 164V165H83ZM86 164H88V166H85ZM209 164V165H208ZM221 164V165H220ZM226 164V165H225ZM229 164V165H228ZM252 164V166H251V169H250V165ZM257 164V165H256ZM20 165V166H19ZM126 167H125V166ZM148 165V166H147ZM214 165V166H213ZM219 166V167H217V166ZM240 165V166H239ZM85 166V167H84ZM155 166V167H154ZM199 166H201V167H199ZM202 166L204 167V168H202ZM227 166V167H226ZM239 166V167H238ZM22 167V168H21ZM86 167H87V169H86ZM101 167V168H100ZM184 167V168H183ZM199 167V168H198ZM211 169H210V168ZM212 167H213V169L215 168L216 170H213L212 169ZM235 167V168H234ZM241 167H245V168H243L244 169V171H243V169L241 168ZM249 167V168H248ZM252 167H253V169L255 170V171H253V169H252ZM254 167H256V168H254ZM68 168H71V169H68ZM100 170H99V169ZM129 168V169H128ZM147 168V169H146ZM178 168H180V170L178 169ZM227 168V169H226ZM231 168H233V170H235V172L233 171V170H231ZM240 168V169H239ZM246 168H248V170L246 171L245 169ZM3 169V170H2ZM5 169V170H4ZM24 169V170H23ZM142 169H145V170H142ZM197 169V170H196ZM206 169V170H205ZM218 169V170H217ZM220 169V170H219ZM229 169H230V171H229ZM84 170H87V171H85V172H83ZM89 170H91V171H89ZM99 170V171H98ZM211 170V171H210ZM240 172H239V171ZM242 170V171H241ZM251 170V171H250ZM257 170H259V171H257ZM21 171H23L22 173H23V175H22V173H21ZM69 171V172H68ZM98 171V172H97ZM140 171H142V172H140ZM154 171V172H153ZM197 171V172H196ZM202 171H203V173H204V175H205V171H207L209 174H211V179H212V182H213V180H214V182H216V181H218L217 183H215L214 184V182H213V184H211V185H209L210 186V189H211V191H210V193H209V191H207L206 193H205V191L202 189L201 190V188L199 189V194L200 195H198V197H194L195 195H192V193L193 192H195L194 190L197 188V186L196 185H198L199 184V181H200V176H201V174H202ZM214 171V172H213ZM218 171H219V174H220V176L218 177L217 175V173H218ZM232 171H233V173H232ZM239 172L238 174H236L237 172ZM68 172V173H67ZM71 172V173H70ZM75 172V173H74ZM91 172V174H89ZM144 172V173H143ZM151 172H153V173H151ZM178 172H179V174H178ZM196 172V173H195ZM226 173V174H221V173ZM245 172V173H244ZM253 174H252V173ZM255 172H257V173H255ZM9 173V174H8ZM20 173V174H19ZM61 175H60V174ZM79 173V174H78ZM85 173V175H86V177L87 178H85V177H83V176H85V175H83ZM144 175H143V174ZM183 173H184V175H183ZM187 173V174H186ZM188 173H189V175H190V177L188 176ZM214 173H216V174H214ZM241 173H243V174H245L244 176H243V174L241 175ZM248 173V174H247ZM8 174V175H7ZM16 174V173H15ZM18 174H19V176H18ZM25 174V175H24ZM51 174V175H50ZM65 174H68V175H65ZM72 174V175H71ZM74 174H76V175H74ZM81 174V175H80ZM196 174V175H195ZM250 174H252V175H250ZM257 174V178H255V175ZM50 175V177H52L53 175V177L52 178H48V176ZM69 175H70V177H69ZM77 175H80V177L78 176V178H77ZM152 175V177H150ZM183 175V176H182ZM185 175H186V177H185ZM212 175H216L215 177L217 178H215L214 176L212 177ZM225 176V179H223V177ZM238 175V176H237ZM239 175H241V176H239ZM247 175H249V176H247ZM263 175V176H262ZM65 176H68V177H65ZM75 178H74V177ZM81 176H82V178H81ZM92 176V175H91ZM192 176H194V177H192ZM197 178H199V179H197ZM223 176V177H222ZM229 176V177H228ZM231 176V177H230ZM232 176H233V178H232ZM236 178H235V177ZM252 176H254V178L252 177ZM16 177H21V178H19V180H18V178H17V180H16ZM29 177H32V176H29ZM34 177H36V176H34ZM34 177H32V178H34ZM54 177H56V179L54 178ZM185 177V178H184ZM189 177V178H188ZM221 177V178H220ZM226 177H228L229 179H235V180H229L228 179V181H230V183L231 184H227V183H229V182H227V178ZM238 177H241V178H238ZM247 177V178H246ZM10 178V177H9ZM24 178V179H23ZM38 180H39V178L38 177H36ZM36 178H34V179H31V178H28L29 179V181H31V182H36L37 183V181L38 180H36ZM62 178L63 179H65V180H67V181H64V180H62ZM148 178V179H147ZM176 178V177H175ZM184 178V179H183ZM196 178V179H195ZM245 178V179H244ZM249 178V179H248ZM251 178V179H250ZM7 179H8V177H7ZM22 179V180H21ZM47 179L49 180V181H51L50 183H49V181H47ZM69 179H70V182H72L71 184H70V182H69ZM72 179V180H71ZM181 179V180H180ZM188 181H187V180ZM191 179V180H190ZM219 179V180H218ZM223 179V180H222ZM237 179V180H236ZM238 179H239V181L240 182H237L238 181ZM248 179V181H246V183H248L249 184V187L251 188V186L250 185H252L253 184V182L254 181H258V182H260L259 180H261V184H259V183H257V181H256V183H254L252 186H253V191H251V189L248 187L247 188V185L248 184H246L245 183V181L243 182V180H247ZM44 180V181H43ZM55 182H53V181ZM149 180H151V181H149ZM193 180V181H192ZM196 180H197V182H196ZM210 180V179H209ZM226 180V181H225ZM254 180V181H253ZM4 181H5V183H4ZM13 181V180H12ZM186 182V184H187V182L189 183L190 182V185H192L193 183H195L196 182V184H193V188H195L194 190H193V188H192V190H191V188H190V190H189V187L187 188V186L189 185V184H187L186 186L185 185H183V184H185V182ZM262 181H263V183H262ZM48 182V183H47ZM53 182V183H52ZM74 182V183H73ZM113 182H115V181H112L111 180V182H107V184H105L103 187H104V191L105 192H111L112 193V191L114 190V188H115V186H116V184H118V182L116 183H113ZM148 182H149V184H148ZM181 182V183H180ZM244 183L245 185H243L242 183ZM111 183V184H110ZM236 184V186L234 185V184ZM242 184V186H240L241 184ZM6 184V185H5ZM48 184V185H47ZM89 184V185H88ZM88 184H84V185H87V187L89 186V188H93V190H94V192L93 193H90V189H88L87 190V187L85 188V186L83 185L82 186V189H81V191H85V189H86V191L84 192V193H88L87 195L86 194H84V193H82V192H80L76 197H78L77 198V202L79 203V204H81V206L83 207L82 209H79V210H77V213L79 214V215H82L81 216V218L80 219H82V220H84V218H89L90 216H92V213H91V210H89V211H87L88 209H86V208H89V206H91L93 203H95L96 201H98V200H100L101 198H102V195H100V194H98V191L96 190L97 189V187L95 186V184H93V185H90V183H88ZM114 184V185H113ZM154 184V185H153ZM175 184H178V186H176ZM220 186H219V185ZM224 184H225V186H224ZM60 185H62V184H60ZM62 185V186H63ZM150 185V186H149ZM174 185H175V187H174ZM189 185V186H190ZM214 187H213V186ZM215 185H216V187H215ZM222 185V186H221ZM231 185H233V187H231ZM238 185V186H237ZM255 185H256V188H257V186L259 187V189L260 190H262V193L260 192V190L258 191V188L255 190ZM111 186V187H110ZM149 186V187H148ZM212 186V187H211ZM219 188H218V187ZM26 188H23L22 187V189H21V191L23 190V192H21V193H24V194H20V196H18L17 198L18 199H16L17 200V202L15 201V198L11 201L10 200V198H8L6 195L5 196H3V198H2V201H3V203H2V206H3V204H4V206H3V208H5V211L6 210H8L7 211V213L9 212V210H10V213L11 214H15V212H17V214H19L20 212L21 213H23L24 211L26 212V211H29V210H27V208L28 209H33L34 208V206L36 205L35 204V202L38 200V197H36V199H28V196H26L27 194L26 193H28L29 194V191H31V189L29 188V186H25ZM144 187H148V188H144ZM151 187V188H150ZM177 187H178V189H177ZM191 187V186H190ZM225 187V189L224 190H222L223 188ZM243 187V188H242ZM261 187H263V189L261 188ZM9 188V187H8ZM7 188V189H8ZM95 188V189H94ZM106 188H108L107 190H106ZM157 188V189H156ZM227 188V189H226ZM229 188H230V190H229ZM246 188H247V190H246ZM7 189H6V191L5 192H7ZM55 190H51V191H55V193H58L59 194V191L60 190H58V189H56V188H54ZM110 189V190H109ZM144 189H145V191H144ZM151 189H152V191H151ZM156 189V190H155ZM181 189V190H182ZM188 189V190H187ZM208 189H209V187H208ZM214 191H213V190ZM221 189V190H220ZM233 189L236 191H234V193H233ZM237 189H239L238 191H237ZM10 190V189H9ZM8 190V191H9ZM149 190V191H148ZM174 189H173V194H172V197H173V195L174 194H176L174 197H173V199H175V200H173V201H176V197H178L177 198V200H181V199H179L181 196H183L184 194H181L180 196H178L179 194H177V193H175L176 191H175ZM183 190V191H184ZM187 190V191H186ZM242 190V191H241ZM26 191V192H25ZM49 191V190H48ZM144 191V192H143ZM148 191V192H147ZM188 191H190L189 193H188ZM193 191V192H192ZM213 191V192H212ZM225 191L227 192V194L225 193ZM244 191V192H243ZM248 191V192H247ZM192 192V193H191ZM201 192H202V194H203V192H204V194L202 195L203 196V198L201 199ZM219 192V193H218ZM231 192H232V194L234 195H232L231 194ZM252 192H253V194H252ZM254 192H255V194H254ZM257 192H260V193H257ZM94 193H95V195H94ZM188 193V194H187ZM216 193V194H215ZM218 193V194H217ZM220 193H222V195L220 194ZM237 193V194H236ZM241 193V194H240ZM81 194V195H80ZM98 194V195H97ZM154 194V193H153ZM194 194V193H193ZM195 194H196V192H195ZM208 194V196L206 197V195ZM214 195V197H213V195ZM225 194V195H224ZM229 194V195H228ZM231 194V195H230ZM239 194V195H238ZM258 194V195H257ZM261 194H263V195H261ZM204 195H205V197H204ZM211 195V196H210ZM224 195V196H223ZM227 195H228V197H227ZM241 195V196H240ZM256 195V196H255ZM262 196V198H260L259 196ZM40 196V195H39ZM41 196H42V194H41ZM75 196V195H74ZM87 196V197H86ZM91 196V197H90ZM149 196H150V194H149ZM210 196V197H209ZM218 196H221V197H219V199H217L218 198ZM247 196L249 197V198H247ZM260 198H258V197ZM7 197V198H6ZM94 197V198H93ZM100 197V198H99ZM215 197H217V198H215ZM224 197V198H223ZM245 200V201H242L243 199ZM253 197V198H252ZM256 197H257V199H256ZM4 198H5V202H4ZM22 198H24V199H26V200H24V199H22ZM90 198V199H89ZM93 198V199H92ZM148 198V197H147ZM146 198V199H147ZM150 198V197H149ZM148 198V199H149ZM194 198H195V200H194ZM198 198V199H197ZM205 198V199H204ZM209 198H210V200H209ZM228 198H230V200H228ZM234 198V199H233ZM96 199V200H95ZM145 199V200H146ZM199 199H201V201L199 200ZM206 199H208L209 200V202H205V201H208V200H206ZM212 199H213V201H212ZM214 199H216L217 201L215 202V200ZM224 199V200H223ZM250 199H251V201H250ZM255 199V200H254ZM18 200H19V202H18ZM79 200V201H78ZM203 200H204V204H203ZM222 200V201H221ZM234 200H236L235 202H237V200H238V202H239V204H237V203H235V202H233ZM248 201V203H246L247 201ZM22 201H24V202H22ZM25 201H26V203H25ZM39 201V200H38ZM37 201V202H38ZM74 202V197L73 196H71V202ZM87 201V202H86ZM140 201V200H139ZM142 201V204H143V207H141L142 209L146 206V202H148L147 200H146V202L144 201V197H143V199L141 200ZM20 202H21V204H20ZM36 202V203H37ZM89 202V203H88ZM202 202V203H201ZM213 202V204H211ZM219 202H220V204H219ZM223 202H230V209L227 211V216H228V220H227V224H228V226L226 225V226H223L221 229V231L218 229V224H219V218H220V220H221V216L222 215H224V211L223 210H221L222 209V207L221 208H219L220 206H222V204H223ZM241 202V203H240ZM258 202V206H257V203ZM25 203V204H24ZM32 203V204H31ZM39 203V202H38ZM85 203V204H84ZM178 203V202H177ZM233 203V204H232ZM9 204V205H8ZM13 204H15V205H13ZM35 204V205H34ZM68 204V203H67ZM67 204H65V205H67ZM88 204V205H87ZM136 204V203H135ZM138 204H140L141 205V202L139 203H137V205H128L127 206V208H128V212L126 211L127 210V208H125V209H123L122 211H125V212H121V211H117L118 213H116V214H114V213H111L109 216H108V218H107V220L109 221L110 219H111V221H109L110 222V224H108L109 222L107 221L105 224L106 225H109L108 227L106 226V233H107V230L109 231V233H111L110 231H111V229L113 228V229H115V227L113 226V224L112 223H114L115 222V218H113V217H117V218H120V219H122L123 221H125L124 219H125V217H126V219H128V215H127V213L130 215L131 214V217H132V215L133 216H136V217H133L132 219L133 220H135V218H139V217H137L138 216V214L136 215V214H133V206H134V212L136 211L135 209H137L138 208ZM208 204H209V206H208ZM211 204V205H210ZM216 204V205H215ZM219 204V205H218ZM247 204V205H246ZM8 205V206H7ZM12 205V207H10ZM24 205V206H23ZM32 205H34V206H32ZM64 205V204H63ZM63 205H56V207H54V210H55V212L56 211H59V210H62V208L65 206H63ZM87 205V206H86ZM145 205V206H144ZM184 205H185V207H184ZM203 205H205L204 207H203ZM233 205H238V207H240V210H239V208L236 206H233ZM244 205V206H243ZM255 206V208H257L256 210H255V208H254V206ZM259 205H261V206H259ZM26 206V207H25ZM30 206V207H29ZM59 206H60V208H59ZM131 206V207H130ZM183 206V207H182ZM216 207V206H219L218 207V209H217V207L216 208H213V207ZM249 206L250 208H248V209H246L247 207ZM36 207V206H35ZM187 207V208H186ZM190 209H189V208ZM6 208H8V209H6ZM23 208H25L24 209V211L22 210ZM132 208V209H131ZM140 208V207H139ZM167 208V209H168ZM184 208V210H182ZM196 208H198V209H196ZM202 208L203 209H206L205 211H203L202 210ZM211 208H213V210L211 211ZM235 208V209H234ZM243 208H244V210H243ZM262 208V209H261ZM14 209H16V210H14ZM90 209V208H89ZM92 209V208H91ZM141 209V211L138 209V211L140 212V214H142L141 212H143V210ZM174 209V210H173ZM179 209V210H178ZM185 209H187V211L188 210H191V211H188V217L186 218L185 216H186V214H187V212H186V210ZM193 209V210H192ZM208 209H209V211H208ZM222 211V213H221V211ZM232 209H234L233 211H232ZM261 209V210H260ZM85 210V211H84ZM131 210V211H130ZM201 210H202V212H201ZM216 210H218V211H216ZM18 211H19V213H18ZM79 211V212H78ZM160 211V210H159ZM166 210H164V212H165ZM220 211V212H219ZM229 211H230V213H231V217H230V215H229ZM235 211V212H234ZM246 211V212H245ZM254 211H255V213H254ZM119 212H120V216H119ZM144 214L146 215V211L144 210ZM153 212V211H152ZM162 212V211H161ZM161 212H159L160 214H158V211L156 210V212H153V214L152 213H150L149 212V215H148V217H150L151 215H153V217L155 216V217H157V216H159V218H161ZM184 212H186V214H184L183 213V215H182V213ZM207 212H209V213H207ZM215 212V216H217L218 214V218L217 217H215L214 216V214L213 215H211V213H214ZM238 214H237V213ZM257 212V213H256ZM260 212V213H259ZM86 213H87V215H86ZM123 213V214H122ZM125 213H126V216H125ZM136 213V212H135ZM148 213V212H147ZM156 213V214H155ZM191 213H193L192 214V217H191ZM202 213V214H201ZM123 216H122V215ZM155 214V215H154ZM164 214V213H163ZM206 214H208V215H210V218H206L205 216H206ZM221 214V215H220ZM251 214V215H250ZM257 214V215H256ZM88 215H89V217H88ZM144 215V216H145ZM185 215V216H184ZM202 215H205V216H202ZM119 216V217H118ZM140 216V215H139ZM142 216H143V214H142ZM147 216V215H146ZM146 216L144 217V219L143 220H141L140 218H139V221H144V220H147V219H149V218H147V219H145L146 218ZM168 216H169V218H170V216H171V218L172 217H174L173 218V221L171 220V218H170V221H169V219H168ZM178 216V215H177ZM183 216H184V218H186V219H184L183 218ZM245 216V217H244ZM257 216V217H256ZM28 216H24V218H20V220H18V224L21 226V227H24V226H26L27 224H29V223H31L32 221L31 220H29L28 218H27ZM51 217H53V216H51ZM51 217H49V216H47L46 217V215L44 216V215H42L41 214V218L40 217H38V219L36 220V221H34V222H32L33 224H36V227L37 228H40V227H46V226H49L51 223H58V224H56V225H58L59 227L61 226V223L62 224H64L65 222H64V220H63V217H58L57 215H55L53 218H56V219H54L53 220V218H52V221H51V223H50V220L51 219H49V218H51ZM111 217V218H110ZM123 217H124V219H123ZM131 217H129V218H131ZM141 217V216H140ZM154 217V218H155ZM181 217V218H180ZM209 217V216H208ZM215 217V218H214ZM253 217V218H252ZM27 218V219H26ZM48 218V219H47ZM59 218V219H58ZM110 218V219H109ZM141 218H143V217H141ZM158 218V217H157ZM204 218H206L205 220H204ZM215 220V221H213V219ZM242 218H243V220H242ZM260 218V219H259ZM120 219H116V224L114 223V225H118L119 224V226L121 225V223H123V221L120 223ZM178 221H177V220ZM182 221H181V220ZM184 219V220H183ZM201 220V221H199V220ZM202 219L205 221L204 222V224L205 223H212L211 225H207V224H205V226H206V230L207 231H205L206 233L204 234V233H201V234H197V233H194L195 231L194 230H197L198 228H200L199 226H201L203 223V221H202ZM211 220V221H209V220ZM248 219V220H247ZM251 219V221H249ZM45 220V221H44ZM47 220H49V221H47ZM59 220H60V222H61V220H63L61 223L59 222ZM82 220L80 221V223L78 224V225H76L75 227L73 226V224L75 223V221H73L72 220V224L69 226V237H68V235H67V237H66V245H65V248H64V250L66 251V249H67V251H68V253L70 252V251H72V254H74V255H76V256H78V257H76V256H72L73 258H71V260L69 261V263L68 264H71V262L73 261V259L75 258V259H78V261H82V259L81 258H83L84 257V255H82V254H84V252H85V248L83 247V246H81V245H79L78 246V244H79V242L78 241H80V240H77V239H79L80 237V229H77V228H81V227H79V225L81 226V222H82ZM187 220V221H188ZM235 220H238L237 222H238V224H236L237 222L235 221ZM245 220H247V222L245 221ZM253 220V221H252ZM258 220V221H257ZM27 221H29V223L27 222ZM38 221V222H37ZM54 221V222H53ZM117 221H119V222H117ZM139 221H137V222H139ZM175 221H177V222H175ZM230 221V222H229ZM136 222V221H135ZM165 222V223H164ZM169 222H171L172 224L174 223V225L172 226V224H171V227H170V229H169ZM179 222H181V223H179ZM189 222V221H188ZM213 222H215V223H213ZM216 222H217V225H215L216 224ZM234 224L235 223V226L232 224V223ZM255 222V223H254ZM259 222H261V223H259ZM40 223V225H38ZM46 223V224H45ZM60 223V224H59ZM199 223V224H198ZM201 223V224H200ZM242 223V225H245V227H243L242 228V225H239V224H241ZM247 223V224H246ZM250 223V224H249ZM254 224V225H253ZM260 224H262V225H260ZM196 225H198V227L196 226ZM212 225H214L215 226V229H213L214 228V226H212ZM197 228H196V227ZM246 226H248L249 228L248 229H245V228H247ZM256 228H258V229H256ZM74 227V228H73ZM109 227H111V229L109 228ZM126 227V226H125ZM189 227H191V228H189ZM194 227V228H193ZM210 227H212V229L210 228ZM217 227V228H216ZM239 227V228H238ZM109 228V229H108ZM118 228V227H117ZM120 228V227H119ZM121 232L122 233H120L119 234V236L120 235H122V236H125L124 235V233H127V230H126V228H124V225H122L121 226ZM124 228V229H123ZM166 228V227H165ZM239 230H241V231H237L238 229ZM113 229H112V231H113ZM211 229V230H210ZM217 229V230H216ZM262 229V230H261ZM78 230V231H77ZM135 230V229H134ZM137 230H138V228L134 231V232H136V233H141V231H140V229H139V231L137 232ZM141 230H144V229H142L141 228ZM147 230L148 229H146V232H145V230H144V233H142L140 236H142L143 234H145V233H147ZM249 230V231H248ZM250 230L251 231H253V233H251L250 232ZM194 231V232H193ZM234 231V232H233ZM246 231V232H245ZM255 231V232H254ZM259 231H260V233H259ZM75 232H76V234H75ZM114 232V231H113ZM133 232V233H134ZM177 232H179V234H177ZM223 232H224V234H223ZM230 232V233H229ZM236 232H238L240 235H238V234H236ZM245 232V233H244ZM79 233V234H78ZM129 233V232H128ZM154 233V232H153ZM151 231H148V234H147V236H145L144 235V237H148L149 235H155V234H153ZM176 233V234H175ZM194 233V234H193ZM209 233V235H211V236H209V235H206V234H208ZM215 233V234H214ZM234 233V234H233ZM248 233V234H247ZM249 233H251V234H249ZM76 236V238H75V236ZM137 234V235H138ZM157 234H158V231H157ZM196 234V235H195ZM217 234V235H216ZM71 235V236H70ZM128 235V234H127ZM127 235L125 236V238L127 237ZM137 235H135V239L136 240H138L137 239ZM152 235H151V237H152ZM213 235H215V236H213ZM223 236V237H221V239L219 238V236ZM228 235V236H227ZM233 235V236H232ZM242 236V235H245V241H244V243H243V245H242V241L240 242V240L242 239V238H238V236ZM259 235V236H258ZM262 235V236H261ZM56 236H57V233H56ZM78 236V237H77ZM132 236H133V239L131 240L132 242H133V240H134V242L133 243H138V242H140L139 244H138V248H139V246H140V244H141V241H143V239H141V241L139 240V241H136L135 239H134V234H132ZM140 236H139V238H140ZM200 236V237H199ZM213 236V237H212ZM218 236V237H217ZM72 237H74L75 238V240L78 242V244H76V241H74V239H72ZM109 237V236H108ZM143 236L141 237V238H144ZM150 237V236H149ZM197 239H196V238ZM202 237V238H201ZM204 237V238H203ZM217 237V238H216ZM243 237V236H242ZM249 237H251L252 239L251 240H249L250 238ZM261 237V238H260ZM68 238V239H67ZM71 238V239H70ZM105 238H106V236H105ZM166 238V239H165ZM200 238V239H199ZM207 238H209V239H207ZM234 238H235V240H234ZM257 238H259V239H257ZM262 238H263V240H262ZM72 240V241H70V240ZM128 238H126V240H127ZM130 239H131V237H130ZM148 239V238H147ZM146 239V240H147ZM218 239H220V240H218ZM257 239V240H256ZM2 240V239H1ZM0 240V241H1ZM104 241V243L103 244H105V239H103ZM210 240V241H209ZM226 241V242H224V243H227L228 241H230V242H232V245H234L235 244V246H232V250H231V254H228L231 258H233L232 260L230 259V257L229 256H227L229 259H227V257H225L224 256V254H223V256L222 255H220V257H216V255H213V254H215V253H210V249L208 248V247H206L207 245H212V243H213V241L215 242H217L218 243V241H220V243H222L221 241ZM233 240V241H232ZM261 240V241H260ZM102 241V240H101ZM107 241V240H106ZM144 241H145V238H144ZM166 241H167V243H166ZM172 241V242H173ZM197 241V242H196ZM253 241V242H252ZM254 241H256V242H254ZM260 243H259V242ZM46 243L44 244L45 246H46V244H47V241H45ZM64 242V241H63ZM199 242V243H198ZM201 242V243H200ZM233 242H234V244H233ZM236 242H238V243H236ZM247 242V243H246ZM250 242V243H249ZM261 242H262V244H261ZM0 243H2V241L0 242ZM71 243H73V244H71ZM127 243H128V241H127ZM161 243H160V245H161ZM197 243V244H196ZM220 243H218V244H220ZM241 244V246H242V248H243V246H244V248L242 249L241 247H239L240 246V244ZM255 244L256 246H257V248L258 247H260V248H258V249H260V250H258V252L260 251L261 253H257V255H255L254 257H249L248 258V260H247V258L244 256L245 255V249H246V251H248V246L250 245V244ZM259 243V244H258ZM6 243L3 241V246L5 245ZM63 244V243H62ZM61 244V245H62ZM74 244H75V246H74ZM101 244H102V242H101ZM143 245H144V243H142ZM141 244V245H142ZM196 244V245H195ZM205 244V245H204ZM237 244H239V246H237L236 247V245ZM260 245V246H258V245ZM2 245V244H1ZM0 245V246H1ZM71 245V246H70ZM136 244H134V247L132 248V250L133 249H138L137 248V245L135 246ZM215 245V243L213 244V246ZM217 245V244H216ZM248 245V246H247ZM69 246V248H66V247H68ZM77 246H78V248H80V250H78L77 249ZM183 247H179V248H177L178 250V252L176 251V249H175V251H176V253L177 254H181V253H184L185 251H186V247L184 246V245H182ZM199 248H198V247ZM74 247L76 248V250H74ZM136 247V248H135ZM163 247H165V246H163ZM168 247H170V246H168ZM168 247L166 248L167 250H165V251H167L166 253H167V255H169V249H168ZM83 248V249H82ZM192 248V247H191ZM190 248V249H191ZM207 248V249H206ZM263 248V249H262ZM70 249V250H69ZM140 249H142L141 248V246H140ZM138 250L137 252H139V251H142V252H139V253H143V250H144V247H143V250ZM181 249V250H180ZM239 249V250H238ZM84 252H83V251ZM132 250H131V253H127V255L128 256H125L124 255V257H126V258H128L129 257V259H132V258H134V259H132V261L133 260H135V261H137L138 260V258L140 259L141 257H142V254H139V253H137V252H135V250H133V252H132ZM181 252H180V251ZM213 250V249H212ZM241 250V251H240ZM78 251H79V253H78ZM165 251H163V254H162V256H163V258L161 257V261H165V264H168L169 263V256H167L166 255V257H164L165 256V254L166 253H164ZM175 251H174V254H176L175 253ZM201 251V252H200ZM238 251V252H237ZM240 251V252H239ZM243 251H244V253H243ZM126 252H130V250L129 251H126ZM200 252V253H199ZM208 252V253H207ZM76 253V254H75ZM104 254H105V252H103ZM103 253H101L100 255H99V262H100V264H113L114 263V259H113V257L115 258V259H119V260H117V262H119L120 260H121V256L119 257L117 254H113L112 252H110V253H112L111 255H110V253H108L109 254V256L110 257H112V258H110V259H108L107 258V256H108V254L106 253L105 255H103ZM133 253H136L137 255H135V257H136V259H135V257H134V255H133ZM197 253V254H196ZM229 253V252H228ZM46 253H42V255H40V257H39V260H40V262L42 263H46V264H50L52 261H54V260H57L58 259V257H56V256H53L54 257V260H53V257H52V259H51V255H50V257H49V255L48 254H46ZM82 255V257H81V255ZM152 255H154L153 254V252L151 253ZM202 254V255H203ZM210 254H212L213 255V257H211V255ZM232 254L234 255V256H232ZM260 254V255H259ZM117 255V256H116ZM138 255H140L141 257H139ZM47 256V257H46ZM103 256V257H102ZM105 256V257H104ZM130 256H133V257H131L130 258ZM191 256V255H190ZM219 256V255H218ZM256 256H260V257H257L256 259H258V260H256V259H254ZM43 257V258H42ZM49 257V259L48 260H51V261H49L48 262V260H47V258ZM80 257V258H79ZM138 257V258H137ZM239 257H241V259H238ZM42 258V259H41ZM46 258V259H45ZM57 258V259H56ZM153 257H151V259L150 260H153L152 262V264H164V262L163 263H161V261L159 260V259H157V257L154 259H152ZM191 258V257H190ZM212 258V259H211ZM224 258V260L222 261V259ZM74 259V260H75ZM107 259H108V261H107ZM111 259H113V260H111ZM163 259V260H162ZM166 259H168V260H166ZM227 259V260H226ZM245 259V260H244ZM255 260V262L253 261V260ZM38 260V259H37ZM36 260V261H37ZM44 260H47L46 262H44ZM105 261V262H101V261ZM110 260V261H109ZM157 260H159V262H157ZM210 260H211V263H210ZM229 260H230V262H229ZM234 260V261H233ZM239 260V261H238ZM16 261H18V262H16ZM35 261V264H39V262L37 261L36 262ZM77 261V262H78ZM81 261L80 262H78V264H80L81 263ZM116 261V260H115ZM131 261V262H132ZM146 261V260H145ZM250 263H249V262ZM257 261H258V263H257ZM23 262V259L21 260L20 258H18V259H15V264H23L22 263ZM75 264H77V262H76V260L75 261H73ZM111 262V263H110ZM134 262V261H133ZM132 262V263H133ZM138 262H139V260H138ZM141 262V261H140ZM139 262V263H140ZM155 262V263H154ZM228 262V263H227ZM240 262V263H239ZM82 263H83V261H82ZM81 263V264H82ZM142 263H143V261H142ZM147 263V262H146ZM145 263V264H146ZM149 263V262H148ZM203 262L201 261V263L200 264H202ZM73 264V263H72ZM149 264H151V263H149ZM189 264V263H188ZM204 264V263H203Z\"/></svg>",
    "mask_w": 264,
    "mask_h": 264
}]
</instances>
